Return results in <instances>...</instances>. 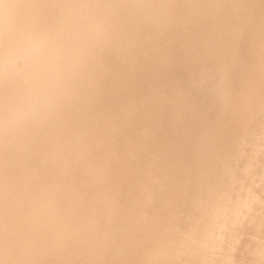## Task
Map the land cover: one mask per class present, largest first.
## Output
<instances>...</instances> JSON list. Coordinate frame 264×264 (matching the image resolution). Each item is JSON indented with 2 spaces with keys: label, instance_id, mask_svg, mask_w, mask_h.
Masks as SVG:
<instances>
[{
  "label": "rangeland",
  "instance_id": "obj_1",
  "mask_svg": "<svg viewBox=\"0 0 264 264\" xmlns=\"http://www.w3.org/2000/svg\"><path fill=\"white\" fill-rule=\"evenodd\" d=\"M9 1V0H8ZM8 1H4V4L7 2L8 3ZM11 2H9V4H10V6L9 5H7L6 4V6L4 5V4H2V5H0V20H2L1 22H0V24L2 25V26H4V27H2V29H0V53L1 52H3L4 50L3 49H5V50H7L8 51V53H9V47H8V31H9V25H10V23H11V21H12V19L14 18L15 19V21H16V23H18L17 25H18V31H21V32H23L24 30H25V28H27L31 23H33V22H35V21H41V22H43V23H45V24H48L49 25V23H51L52 22V25H49L50 27L52 26L53 27V25L54 24H56L57 26L59 25V27L62 29L63 28V20L62 19H64V21H66L65 20V18L66 19H68L69 17H70V15H68V16H66L65 17V15H67L68 13H71V17H73V18H76L77 16H79V15H74L75 13H72V12H77V13H82V12H80V11H83V10H81L80 8H81V6L83 7L82 9H84V6H86V4L88 3L87 2V0H79L78 2H75V1H73V0H62V2L65 4H62V2H61V0H55V2H45V7L47 8L48 6H51V10L49 9V8H47V10L48 11H52L51 12V15H47L48 14V11L44 8V2H41V1H43V0H41V1H37V3L36 2H33L32 0H30V2H28V3H26V4H24V2H27V0L25 1V0H19V2L17 1L16 2V0H13V1H15V3L13 4V2H12V0H10ZM29 1V0H28ZM54 1V0H53ZM67 1V2H66ZM77 1V0H76ZM82 3H81V2ZM89 1V0H88ZM93 1V0H92ZM92 1H89V2H92ZM102 1V0H101ZM105 0H103L102 2H104ZM118 1V0H117ZM123 1V0H122ZM183 1H185V0H183ZM21 2V4L23 5H21V4H19ZM23 2V3H22ZM38 2H40V5H38L39 3ZM85 4H84V3ZM126 2V1H125ZM12 3V4H11ZM17 3V4H16ZM32 3V4H31ZM36 3V5H34V4ZM43 3V4H42ZM51 3V4H50ZM59 3V4H58ZM72 3H79V6H78V4H75V6L73 7V6H71L70 7V4L71 5H74V4H72ZM81 3V4H80ZM28 4H31V6L30 5H28ZM50 4V5H49ZM61 4V5H60ZM83 4H84V6H83ZM17 5V6H16ZM26 5H28V6H26ZM41 5L43 6V7H41ZM53 5L55 6V7H53ZM88 5H89V3H88ZM197 5V4H196ZM195 5V6H196ZM3 6V7H2ZM15 6V7H14ZM21 6V7H20ZM24 6H25V9H24ZM34 6V7H33ZM37 8H36V7ZM38 6H40V7H38ZM57 6V7H56ZM60 6V9L58 8ZM62 6V7H61ZM90 6V5H89ZM88 6V7H89ZM26 7L28 8V9H30V11L32 10V12H30L29 13V10L28 9H26ZM29 7H31V8H29ZM73 7V8H72ZM79 7V10L77 9V11H76V8H78ZM91 7V6H90ZM90 7H89V9H90ZM19 8V9H18ZM24 9V11L25 10H28V11H26V12H24V11H21V10H23ZM33 8H35V9H33ZM42 8L43 9H45V11H47V12H45L44 10H42ZM57 10H56V9ZM67 8V9H66ZM71 8H72V12H69V11H71ZM52 9H54V10H52ZM89 9H84L85 11H83V12H85V13H87L88 11H89ZM63 10V11H62ZM88 10V11H87ZM16 11V12H15ZM58 11V12H57ZM60 11H62V12H60ZM79 11V12H78ZM91 11V10H90ZM99 11H100V13H101V8L99 9ZM98 11V12H99ZM24 12L25 14H22V13ZM46 14H45V13ZM60 12V13H59ZM12 13V14H11ZM17 13V14H16ZM27 13V14H26ZM54 13V14H53ZM76 13V14H77ZM100 13H98V14H100ZM107 13V12H106ZM119 14H117V16H118V20H119V18H120V16H122V17H124V18H126L127 19V14L123 11V13L120 11V12H118ZM7 14V15H6ZM20 14H21V16H20ZM37 14V15H36ZM44 14V15H43ZM49 14H50V12H49ZM52 14H53V17H52ZM56 14H57V16H58V14H59V18L56 16ZM65 14V15H64ZM73 14V15H72ZM88 14H89V12H88ZM105 14V13H104ZM104 14H100L101 16L102 15H104ZM122 14V15H121ZM32 15V16H31ZM60 15H61V17H60ZM81 16L79 17V18H81V17H83V15H84V18H82V19H86V22L87 21H91V23L93 24V26L94 27H96L97 29H96V32L98 33H94V31H95V28L92 26V24H90L89 22V25H88V23H87V31L86 32H89L88 34H87V41H88V48L90 47V49H88L87 48V53H89V55H92V56H88V55H85L86 57L88 56V60L87 59H85V58H83V60L81 61V67H80V63L79 64H75V65H73L72 63H69L68 65H67V69L66 70H64V72H62L63 73V75H64V80L65 81H63L61 78L63 77V75H61L60 74V76H59V81L54 85V94L55 93H57V92H61V95L62 96H64L62 93H70V95H72L73 97H74V99L75 98H77V100H76V102L79 100V101H81V102H78V103H83V101H84V103L82 104V105H85V106H90L92 109H94V111L98 114H103V113H105L106 112V107H105V99L107 100V98H112V100H114V108H113V111L111 112V113H109V119H107V121L109 122L110 121V123H106V129H107V127H108V131H109V134H108V136H111L110 138H108L107 137V132L102 128V126H101V124L99 123V121L95 118V116L93 117V116H90V115H88V114H86V113H81V114H74L73 112H71V111H65V110H61L60 109V107L58 106V105H60L61 106V103H62V101H63V99H65V100H67V99H69V98H72L73 99V97H69L68 98V96H70V95H68V94H66L67 95V97L66 96H64V97H66V98H63V97H58L60 94H58V96L56 95L55 96V102H56V105H55V102L49 107V108H47V110L49 111V113H48V111H44V112H46V116L49 118L50 117V119H52L53 117L52 116H54V117H58V116H55L56 114L57 115H59L60 114V112L59 111H62V112H64V113H62V116L61 117H63L65 120H64V122L61 120L59 123H58V121H56L55 122V124H53V125H47V126H40L41 124H39L38 123V120L35 118H32L31 120H28V121H22V118L23 117H21V116H11L10 114H9V106H8V102H9V99L12 97V96H18V95H20V94H22L23 92H24V90H26L29 86H30V83H31V81L32 80H30L29 81V83H27L28 81H26V79H27V77H28V74H30L31 76H32V74H33V70H32V67H31V64H30V61L27 59V58H22V59H16L15 57V59L13 58V59H11V58H9L8 56L9 55H6L7 57H6V59L4 58V56L3 57H0V60L2 59V61H0V66L3 64V66H1V73H0V85H2V87L0 86V135H1V137H0V147L2 146V149L0 148V152L3 150L4 152H2V154H0V158L2 159V157H3V155L4 154H6V153H10V152H12V153H10L11 155H9V154H6V156L4 155V157H3V159L2 160H0V264H30V262H31V264H60V263H62V264H66V261H67V264H75L76 262V264H152L151 262H153V264H176L177 262H178V259L179 258H182V257H184V259L182 258L181 259V263L187 258V257H189L190 258V260L187 258L186 260H185V262H187V260H188V263L189 262H191V263H193L194 261V263L193 264H196V262L197 261H200L199 263L201 264V260L199 259V260H195L194 258H191L190 257V254H191V252H190V254H186V253H184V251H186V252H188L189 253V251H192L191 250V245H194L193 246V250H194V247L195 246H199L200 244L201 245H204V244H207L208 242H209V240L208 239H210L209 238V234H210V232L212 231V233L214 232V233H217L218 231H219V227H221L222 225V221L224 220L223 218V220H219V219H217V218H215L214 219V215H215V213H216V211H221L222 212V214L224 215V216H226L227 217V219H228V215L230 216V209L232 210V206H234V202H235V200H234V196H238V193L239 192H243V181H244V178H245V176L247 175V174H250V172H252L250 169H252V168H255V170L253 171V172H255L256 171V174L254 175V176H251L250 178L251 179H253V177L254 178H261V182L264 184V156L261 158L260 157V159H259V162L257 161V159H252L251 157H249L247 154H249V153H247L248 152V150H249V152L251 153V150L257 145L256 143H255V141H257V143H259L261 140H259V139H261L260 137H258V135L259 136H262V134L264 133H262V131H264V130H262V128L264 129V127H262V126H264V117L262 118V115L264 116V109L262 108V107H264V95H263V91L262 90H264V89H262L261 90V93H262V95H263V97H262V95H261V97L263 98H261L259 95L261 94H258V96H255V93L254 92H256V95H257V93L258 92H260L259 90H260V87H261V85H262V87L264 88V80H263V78L264 77H261V76H263L264 74V64H263V59H264V57H262V56H264V50H262V47H260V46H258V45H263V44H261V41H262V39H263V43H264V38L262 37V32L264 31V28L262 27L263 25H264V21H262V24L260 23H258V25H259V28H257V30L259 31V29L261 30V28H262V30H261V32L259 31H255V33L256 34H254V36L255 35H261V36H258L259 38L257 39V37H256V40L258 41V42H260L259 44H257V43H253V42H257V41H255V37H250L251 39L253 38L254 39V41L251 43V39H249L250 40V42H249V44L251 43L252 44V49L254 48V49H256V50H253V51H251V47H250V45H249V48H248V45H247V49H250V51H248V53H247V56H249V57H251L252 56V54L254 53V52H256V53H254V55L251 57V59L252 58H254L253 59V63H252V61L251 62H249L248 61V59H247V57H246V53L242 56L241 55V59H239L238 60V58L237 57H240V56H236V57H234L235 58V60L234 61H232L233 63H229V64H231L236 70V72L233 74L232 72H233V67H231V65L230 66H222V67H225V68H222L223 70H220L221 69V67H220V69H215V71H221V72H215V74L217 75V78H216V75L215 74H213L212 73V75H211V73H210V70L213 68V65H211V64H213V62L212 61H210L209 60V62H208V64H209V66H206V67H210L209 68V70H208V68L207 69H205V67H203V65L205 66V64L207 65V61L205 62V64L203 63V65H201L200 67L199 66H197V67H199L198 68V70L199 69H201V71H199V72H201V74H203L202 75V77L204 76V73H206L207 71H208V73H206V77L205 78H202L203 80H201V79H198V81H197V84L195 85V86H197V85H201V86H197L196 88H197V90L194 88L192 91L193 92H197L198 93V95H197V93H196V95L198 96V99H196L197 98V96L195 95V96H193L194 95V93H193V95H192V93H191V96H190V99L192 100L191 102L193 103H195V101L196 100H198L197 102H198V104H197V102H196V104H197V107L199 106V102L201 101V105H202V103H204V104H206L207 102H208V105H210L211 104V102H209V100H212V99H208L209 97L210 98H212V97H214L213 98V100H215L216 99V101H214V102H212V103H214L213 104V107H215V108H217V109H215L214 108V110H212L213 109V107H211V106H209V109L212 111H210V110H208L207 108H208V105L206 104V105H204V107L202 106L201 108H205V106L207 107L206 109H204L206 112L205 113H207L206 115V118H205V115L204 116H202V112L200 113V111H203V109L201 110V108L199 109V111H197L196 113L197 114H199L200 113V115H201V117L199 116V115H197L196 113V115H194L193 114V112L195 111V109H192V108H190V109H192L193 111L191 112V110H189V108L188 107H186L185 105H186V101L188 100L187 98L186 99H180V100H182V101H178V105H180V109H182V110H185V108L187 109V113H192L194 116L193 117H196V116H199L200 117V119H201V123H203L202 121L204 120V121H206V120H213L214 118H215V120L216 121H211L212 123L214 122L216 125L217 124H219L220 126H221V124L222 123H217V122H221L222 120L225 122L226 120H227V118H229V120H230V118H232V119H234V122L235 123H239L238 121H239V119L240 120H242L241 122H244V123H248V122H250L251 124H252V122L253 121H255V123L253 122V128L251 127V125L249 124V126L247 127L249 130H246V128H245V124H243V123H239L238 125H234L233 123L234 122H232L231 123V121L232 120H230V122L229 123H231V125L233 124L235 127H240L239 125H245V126H242V128L244 129L245 128V130L246 131H248L247 133H246V131H244L243 129H241V131H240V129L239 128H233V125L231 126L232 128H233V130L234 131H236L237 130V132L239 131L240 132V134L244 131L245 133H242V134H246V136L245 137H243L244 135H238V133H236L235 132V134L236 135H238V136H235V134H234V131L232 130V131H230L231 130V127H230V124H229V130L227 129V123L225 122H223V125L221 126V128H219V125H217V127H214L215 125L213 124V127H211L212 125V123H210V121L208 122V121H206V122H204V124L203 125H205V126H207L209 123V125L205 128V126L203 127V126H201L202 124L200 123L199 124V126H198V123L200 122L199 120H197V117H196V120H197V122L191 117L192 116V114H188V115H191V116H187V114L185 113V111H182V114H184V115H181V118H182V120H183V123H181L182 122V120H181V118H179L178 117V119H180V125L181 124H183V126H182V128H184L185 129V125H187L186 126V131H187V129H189V131L191 132V134H190V136H189V134L188 133H190V132H185L186 133V135H188V137H187V140L189 139V141H190V138L189 137H191V135H192V133L194 134L195 132H196V129L200 132H196L193 136H194V139L192 140V142L189 144L188 142H187V140H184V139H186V137H184V135H181V136H179V137H181V139L184 137V139H182L181 141H182V145H181V143H180V140H179V142H178V139H180V138H177V136L179 135V134H176V133H178L179 131H176V133L173 131V130H175L176 128H173V126L171 127L170 126V123H172L171 122V117L172 116H175V109H174V107H169L170 109H171V111L169 110V108H168V106H167V108L166 109H168V110H163V112H162V114L160 115V117H158V118H162V116L163 115H165V116H163V121L165 120V119H170V122L168 121V120H165V121H167L166 123H168V124H165V123H163L162 121H160V120H156V119H158L157 117H151L150 115H148L147 114V112H146V114L144 113V114H141V112H139L138 113V110H139V106L137 107V105L135 106V104L134 103H131L132 102V100L130 99V98H115V94H116V89L117 88H121V85L120 84H124V81L126 82L127 81V78L126 77H124L126 80H121V82H119L117 79H118V74L116 73V70L115 69H113V72H115V75H117L116 76V80L113 78V72L111 71L112 70V68H109V66H110V64H108L109 66H108V68L107 69H109V70H106L107 72L108 71H111V72H109V76H110V79H112L110 82H112V83H110L108 80H110V79H107V81H105V82H103V83H101V81L103 80L104 81V79L102 78V80H101V77L99 76V77H97L99 74H98V69H100V67H104V66H106V65H103V64H105L104 63V61H103V63H102V61L101 60H98L97 62H96V60L97 59H95L94 60V57H95V54L94 53H92V49H93V52H95L97 49H99V47L101 48V37H100V35H103V38L106 36L105 34H106V32H107V30L106 31H103L104 29V27H101L102 25L98 22L100 19H102L101 18V16H96V15H92L93 16V22H92V20H91V18L90 17H92V16H88L87 14H84V13H82V14H80ZM90 15V14H89ZM120 15V16H119ZM125 15H126V17H125ZM131 15H133V13L131 14ZM18 16V17H17ZM45 18H44V17ZM51 16V17H50ZM56 16V17H55ZM63 16V17H62ZM86 16L87 17H89V18H86ZM94 16H96L95 18L96 19H98L99 18V20H96L97 22H98V24H96V21H95V19H94ZM8 17V18H7ZM10 17V18H9ZM42 17V18H41ZM47 17V18H46ZM48 17L50 18V19H54V18H56V19H54L53 21H51L50 19H48ZM121 17V19L120 20H124V18H122ZM258 17H260L261 19H264V18H262L263 16H257L256 15V19L257 20H259V18ZM60 18H62V19H60ZM237 16H236V19L234 20V27L235 26H237L236 27V29H235V31H234V33L235 34H240L242 31H243V26H240V25H238V23L236 22L237 21ZM5 19H7V20H5ZM44 19L45 20H47V22H44ZM61 20V21H57V20ZM89 19V20H88ZM18 20V21H17ZM48 20L49 21H51V22H48ZM105 21V20H107V17L104 19V17H103V19L101 20V21ZM108 20H109V17H108ZM259 21H261V20H259ZM6 22V23H5ZM61 22V23H60ZM3 23H5V24H3ZM24 24H25V26H24ZM98 25V26H95V25ZM101 26H100V25ZM55 25V26H56ZM192 23H189L188 25H187V27H188V29H189V31L190 32H192L193 31V28H192ZM262 25V26H261ZM54 26V27H55ZM55 27V29H56V32L54 33V27L52 28L53 30H51V33L53 34V35H55L56 33H57V31H58V29H59V33H60V28L59 27ZM90 26V27H89ZM0 27V28H1ZM89 27V28H88ZM91 27H93V28H91ZM99 27H101L102 29H99ZM261 27V28H260ZM58 28V29H57ZM91 28V29H90ZM93 29V30H92ZM252 29V28H251ZM251 29H249V30H251ZM88 30H92V31H88ZM100 30H101V32H100ZM246 30L248 31V29L246 28ZM93 33V34H91V33ZM105 32V33H104ZM104 33V34H103ZM247 33V32H246ZM259 33H261V34H259ZM90 34H91V37H90ZM99 35L98 37L96 36V35ZM69 35H71V34H69ZM68 34L67 35H64V37H63V35L61 36V38L62 39H65V40H68V41H70V39L71 38H73L72 36H69ZM92 35L94 36V37H97V38H93L94 39V43L93 42H91L93 39H92ZM65 36H67V38H65ZM263 36H264V32H263ZM69 37V38H68ZM90 37V38H89ZM102 38V39H103ZM97 39H100L99 40V43L100 44H98V41H97ZM252 39V40H253ZM3 41V42H2ZM7 41V42H6ZM96 41H97V43H96ZM167 41H168V46H172V47H174V45L173 44H169L172 40L171 39H167ZM170 41V42H169ZM93 43V44H90V43ZM97 44V49L96 50H94L96 47H94L93 45L94 44ZM6 44V45H5ZM256 46H254V45ZM257 44V45H256ZM98 45H100V46H98ZM165 45H167V44H165ZM93 46V47H92ZM254 46V47H253ZM7 47H8V49H7ZM260 47V48H259ZM259 49L260 50H262L263 51V53H262V51H259ZM263 49H264V46H263ZM88 50H89V52H88ZM91 50V51H90ZM173 50L176 52V50H175V48H173ZM172 50V51H173ZM237 50V51H236ZM235 51L237 52V53H235V51H234V53L236 54V55H240V53H238V51H239V47L236 49ZM241 50V49H240ZM259 52H258V51ZM97 51H99V50H97ZM172 51L170 52L171 54H169V55H172ZM174 51H173V53H174ZM241 52H242V50H241ZM250 52L252 53L251 55H249L250 54ZM92 53V54H91ZM177 53V52H176ZM176 53H174L173 55L175 56V59H178L179 57H177L178 55H175ZM258 53H260L261 54V56L260 57H262V59L259 57V55L260 54H258ZM242 54V53H241ZM173 55L170 57V59H173L174 57H173ZM255 55H258L257 56V58L259 59V61H258V59L256 58V56ZM92 58L93 57V60L92 59H90V58ZM177 57V58H176ZM242 57H243V59H242ZM246 57V58H245ZM248 57V58H249ZM8 58H9V60H8ZM126 58V61H128L127 59V57H125ZM125 58L123 59L122 58V60H125ZM236 58H237V60H236ZM233 59V58H232ZM231 59V60H232ZM250 58H249V60H251ZM90 60V61H89ZM240 60H241V63H240ZM262 60V61H261ZM10 62V63H6V62ZM84 61V62H83ZM89 61V62H88ZM93 61V62H92ZM101 61V62H100ZM237 61V62H236ZM83 62V63H82ZM85 62H87V66H85L86 65V63ZM123 62V61H122ZM238 62L240 63V64H238ZM245 62H247V64L245 63ZM257 62L258 63H262L263 65H259V64H257ZM95 63V64H94ZM99 64V65H97L99 68L97 69V66H95L96 67V70L98 71V72H94L95 70H93V72H92V70L90 69V68H95L94 67V65H96V64ZM102 63V64H101ZM110 63V62H109ZM112 63V62H111ZM239 65H237V64ZM234 64H236V65H234ZM6 65H7V67H6ZM84 65V66H83ZM89 65V66H88ZM212 67H211V66ZM253 65H257V68L254 66V68H253ZM261 67V69L259 68V66ZM236 66V67H235ZM239 67V69H238V67ZM250 66L252 67V68H250ZM111 67H112V65H111ZM87 69V70H90V71H87V70H84V69ZM113 68H114V66H113ZM116 68V67H115ZM119 68V67H118ZM205 69V70H203V69ZM228 69L227 70V72L230 70H232L231 71V73L234 75V77H236V79H234V77H233V80H232V77H231V73H227L226 74V70L224 71V69ZM231 68V69H230ZM256 68V70H253V69H255ZM9 69H10V72H9ZM117 69V68H116ZM259 69V71H260V73L261 74H263V75H260V73H259V71L257 72V70ZM75 70V71H74ZM115 70V71H114ZM119 71H120V68L118 69ZM117 70V71H118ZM212 70H214V68L212 69ZM238 70V71H237ZM249 70L251 71V72H249ZM252 70L254 71V73L252 72ZM7 71H8V73H7ZM73 71V72H72ZM78 71V72H77ZM118 71V73H121L122 74V76H125V75H123V71L121 70V72H119ZM225 73H224V72ZM2 72H3V74H2ZM32 72V73H31ZM71 72V73H70ZM87 72V75L85 74ZM89 72H91V73H89ZM107 72H105V74L107 73ZM203 72V73H202ZM213 72V71H212ZM223 72V73H222ZM256 72V73H255ZM75 73V74H74ZM95 74L94 75V77L91 75V76H89L90 74ZM112 73V74H111ZM210 73V74H209ZM219 73H221V76L222 77H220V74ZM237 73V74H236ZM250 73V74H249ZM257 73H259V74H257ZM19 74H20V76H19ZM73 74H74V76H73ZM108 74V73H107ZM107 74L105 75L106 77H107ZM111 74V75H110ZM121 74L119 75V76H121ZM125 74V73H124ZM200 74V75H201ZM207 74H209L210 75V78L212 77V76H214L215 75V79H217L218 81H220L219 79L221 78V80L224 82V83H221V82H217V80L216 81H213L214 79H213V77H212V79L209 81V79H208V75ZM70 76V77H68V79H69V81H68V79H66L67 78V76ZM79 75V76H78ZM81 75V76H80ZM114 75V76H115ZM219 75V76H218ZM230 75V76H229ZM251 75V76H250ZM253 75V76H252ZM255 75V76H254ZM260 75V76H259ZM11 76V77H10ZM66 76V77H65ZM82 76H83V78H85V80H87V82H85L83 79H82ZM90 78H89V77ZM112 76V77H111ZM227 76V77H226ZM247 76H250V77H254V78H257V79H255V81H254V78H253V82L251 81L252 79L251 78H248ZM257 76V77H256ZM3 77H5V78H3ZM72 77L75 79L74 81H77V82H79V83H75V82H73V83H71L72 82ZM76 77V78H75ZM97 77V78H96ZM220 77V78H219ZM229 77L231 78L230 80H228L229 79ZM245 77H247L246 79H248V82H250L251 81V83H250V85L253 83L254 85H256V83H257V85L255 86V87H257L259 84L258 83H261V85H259V89L257 90L255 87H254V85L252 86V87H254V89H256V91L254 90H250L251 89V87L249 88L248 87V89H246V90H244L245 88H247V86H243L244 84H249L248 82L247 83H245L247 80L245 79ZM28 78H31L32 79V77H28ZM78 78V79H77ZM95 78V79H94ZM100 79V80H97V79ZM199 78H201V76L199 77ZM223 78V79H222ZM224 78H225V81L226 80H228L227 82H226V84H225V81H224ZM262 79V81L260 80V79ZM72 79V80H71ZM89 79H92V80H89ZM207 81V82H210V84L212 83V82H214V83H212L211 84V86L213 85V84H217L218 83V85L221 83V89H222V93L224 92V91H226V90H228V91H226V92H229V94L227 95V98H226V94L227 93H225L224 92V94H220V93H218L219 95H216L217 93H216V91L215 92H212V90H213V86H215V85H213L211 88V91H210V84H208L205 80ZM244 79V80H243ZM10 80H14L13 82L12 81H10ZM28 80V79H27ZM61 80V81H60ZM84 82H82V81ZM113 80L114 81H116L115 82V84L116 85H114L113 83ZM120 80V79H119ZM199 80L201 81V82H199ZM10 81V83H8ZM25 81H26V83H25ZM67 81V82H66ZM89 81V82H88ZM94 81H96V82H94ZM98 81V82H97ZM100 81V82H99ZM118 81V82H117ZM122 81H123V83H122ZM175 81L178 83V80L175 78ZM182 81V80H181ZM205 81V82H204ZM243 81V82H242ZM245 81V82H244ZM260 81V82H259ZM2 82H4V83H2ZM60 82H64V83H60ZM65 82L68 84H66L65 85ZM107 82H109V85L107 84ZM180 82V81H179ZM199 82V83H198ZM216 82V83H215ZM256 82V83H255ZM24 83V84H23ZM70 83H71V85H70ZM82 83V84H81ZM89 83H92V85H90ZM95 83V84H94ZM101 83V84H100ZM106 83V84H105ZM181 83V82H180ZM204 83V84H203ZM6 84H8L6 87H4ZM58 84V85H57ZM62 84V85H61ZM75 84V85H74ZM105 86V85H108V86H110V87H103V85ZM126 84H129V82L127 81L123 86H125ZM155 84V83H154ZM154 84H153V86H154ZM205 84H206V86H207V88L205 87ZM226 86H225V85ZM10 85V86H9ZM59 85H61V87L59 86ZM64 85V86H63ZM72 85H73V87H72ZM114 85V86H113ZM130 85V84H129ZM208 85H209V87H208ZM225 86L224 88H223V86ZM230 85V89L231 90H233V91H231L230 92V90L229 89H227L228 88V86ZM249 85V86H250ZM14 86V87H13ZM16 86V87H15ZM56 86V87H55ZM58 86H59V88H58ZM67 90L69 87V89H68V91L69 90H73L74 89V87H76L75 89H78L79 91H78V93H74V92H77V91H75V89L73 90V91H71V92H68V91H65L64 92V89H63V87ZM79 86V87H78ZM116 86H118V87H116ZM122 86V87H123ZM153 86L151 87V89H153ZM242 86V87H241ZM11 87H13V88H11ZM68 87V88H67ZM93 87V88H92ZM115 88V90H113L114 88ZM203 88V89H207V91L209 92L210 91V94L212 93L213 95H215V96H209V97H207V95L209 94L208 92H206V93H208V94H206V96H204L203 97V99H204V101H205V97H207V102H203V100H202V97H199V92H198V90H202L201 88ZM219 87H220V85H219ZM227 87V88H226ZM261 87V88H262ZM6 88V89H5ZM10 88V89H9ZM21 88V89H20ZM26 88V89H25ZM56 88H58V90H61V89H63V90H61V91H58L57 90V92L55 91V89ZM73 88V89H72ZM107 88H109L108 89V91H106V89ZM110 88H111V90H113V91H115V92H113V91H111L110 90ZM119 88V89H120ZM124 88V87H123ZM125 88H126V86H125ZM131 88V87H130ZM160 87L158 86V89L156 88V86H154V89L155 90H157L156 92L158 93L159 91H160V89H162L163 91H167V88L165 89V88H160ZM244 88V89H243ZM5 89V90H4ZM87 89V90H86ZM105 89V90H104ZM132 89V88H131ZM154 89L152 90L153 92H154ZM165 89V90H164ZM220 89V90H221ZM223 89H225L224 91H223ZM240 89H243L245 92H248L247 94L248 95H250V97L248 98L246 95V97L248 98V99H246V98H244V100H243V94L245 93L243 90H241V92H239L240 91ZM9 90V91H8ZM92 90V91H91ZM95 90V91H94ZM150 90V89H149ZM237 90H239V91H237ZM249 90V91H248ZM83 91V92H82ZM4 92V93H3ZM6 92V93H5ZM13 92L15 93V94H13ZM80 92V93H79ZM119 92V91H118ZM155 92V93H156ZM218 92H220V91H218ZM234 93V95H233V93ZM237 92V95H240L241 93V95H242V100L243 101H239V103L241 104V105H243V107L242 106H238V104L236 105V107H235V104L233 103V101L236 99V101H238V99H241V98H234L233 96H236L235 95V93ZM238 92H239V94H238ZM252 92V93H251ZM74 93V94H73ZM103 93V94H102ZM214 93H216V94H214ZM253 94V95H251V94ZM76 94V95H75ZM98 94V95H97ZM102 94V95H101ZM109 94H110V96H109ZM230 94H232V96H231V98L229 97V95ZM9 95H10V97H9ZM60 95V96H61ZM134 95V94H133ZM221 95H224L223 97L221 96ZM81 96V97H80ZM86 96V97H85ZM193 96V98L195 97V100H193V98H191ZM217 96V98H215ZM244 96V97H245ZM251 96H254L255 98H257L258 100H254L255 101V103H253L254 105V108H255V105H256V102L257 101H259L260 103H261V106H260V104L258 103V105L260 106V108L258 107V105H256V107L257 108H253V111L251 110V108L253 107L252 106V104H249L250 103V100H252L253 101V99H254V97H251ZM4 99H3V98ZM7 97V98H6ZM104 97V98H103ZM219 97H220V99H219ZM229 97V98H228ZM79 98V99H78ZM87 98V99H86ZM225 98V99H224ZM102 99H104V100H102ZM115 99H117V100H115ZM129 100V102L128 101H125V100ZM222 99V100H221ZM223 99L225 100V102H224V105H223V107H222V104L223 103H221V105H219L220 103H218V102H223ZM227 99H229V102H228V100ZM230 99L232 100V102H230ZM96 100V101H95ZM99 100V101H98ZM122 100V101H121ZM185 100V102H184V104L185 105H183L182 106V103H183V101ZM200 100V101H199ZM212 100V101H213ZM218 100V101H217ZM3 101V102H2ZM60 101V102H59ZM85 101H87V102H85ZM131 101V102H130ZM227 101V102H226ZM246 101H248V102H246ZM57 102H58V105H57ZM101 102V103H100ZM121 102H123V104L121 103ZM180 102H181V104H180ZM215 102H216V104H215ZM244 102V103H243ZM245 102H246V104L248 103L249 104V106H250V109H249V112L248 111H246V112H248V114H246V112H245V109L247 108L246 106H248V105H246L245 104ZM3 103H4V105H3ZM87 103V104H86ZM98 103V104H97ZM103 103V104H102ZM116 103V104H115ZM129 103L132 105H129ZM217 103H218V106L216 107L215 105H217ZM227 103H233V104H231L230 105V107L231 106H234L235 107V109H234V107H231V108H233V109H231L228 105L229 104H227ZM91 104V105H90ZM121 105L122 104V107L121 106H117V105ZM195 104V105H196ZM239 104V105H240ZM263 104V105H262ZM104 105V106H103ZM126 105V106H125ZM212 105V104H211ZM246 105V106H245ZM5 106V107H4ZM130 106V107H129ZM184 107V108H182V107ZM221 106V107H220ZM226 106H228V108H230L231 109V112H233L234 113V111L236 110V108L237 107H239L238 109L240 110V108L243 110V108H244V106H245V108H244V113L243 112H240V113H242V115L238 112V111H235V113H234V115L235 116H239V117H244V118H239L238 116H237V119L235 120V117L233 118L232 116H234L233 114H232V116H230L231 115V112L227 109V107ZM102 107H103V110H102ZM125 107H127V108H125ZM129 107V108H128ZM197 107H196V109H197ZM54 108H56V109H54ZM119 108V109H118ZM249 108V107H248ZM248 108L246 109V110H248ZM134 109V111L136 110V109H138V110H136L135 112L134 111H132ZM218 109L220 110L221 109V111H222V109L224 110L222 113L220 112V111H218ZM227 110V113L228 112H230V114L228 113V116H227V114L225 113L226 112V110ZM237 109V110H238ZM99 110V111H98ZM117 112H116V111ZM188 110H189V112H188ZM216 110V112H219L220 113V115H223L224 117L226 116V118H223V116H222V118H221V116L219 115V117H216L217 116V114H216V112H213V111H215ZM257 110V111H256ZM52 111V112H51ZM55 111V112H54ZM115 111V112H114ZM123 111H124V113H123ZM139 111H142L141 109L139 110ZM241 111V110H240ZM254 113V115H253V113ZM255 111L256 112H260V113H258V114H261V112L263 113L262 115H257V113L255 114ZM54 112V113H53ZM58 112H59V114H58ZM103 112V113H102ZM134 112V113H133ZM143 112V111H142ZM165 112V113H164ZM169 114H168V113ZM173 112H174V114H173ZM184 112V113H183ZM210 113V115H209V113ZM116 113V114H115ZM130 113L132 114H135V115H137V116H140V118L139 117H137V120H136V118H135V115H133L134 116V121L136 122V124H135V126L134 125H129L128 127H130V128H126V129H128V130H126L125 129V127H124V124H121V122H123L125 119V117L127 118V115H129L130 116ZM137 113V114H136ZM172 113V115L170 116V114ZM204 112H203V114H205ZM213 113V114H212ZM236 113H237V115H236ZM52 116H51V115ZM112 114V115H111ZM119 116H118V115ZM124 114V115H123ZM166 114L167 115H169L170 116V118H169V116H166ZM212 114V115H211ZM214 114H216L215 115V117L213 116ZM225 114V115H224ZM110 115H111V117L113 116L114 118H112V119H110L111 117H110ZM149 117V118H147V116ZM208 115H209V118H208ZM128 116V117H129ZM133 116H132V118H133ZM147 118H145V117ZM177 116V115H176ZM211 116V117H210ZM251 118H250V117ZM254 116H257V118H260V119H257L256 117H254ZM260 116V117H259ZM87 117V118H86ZM166 117V118H165ZM183 117H184V119H183ZM192 118L193 120V122H190L191 121V119H189V121L187 120V122L188 123H186L185 121H186V118ZM198 117V118H199ZM252 117H253V119H252ZM84 118H86V119H84ZM116 118V119H115ZM139 118V119H138ZM154 118H156V119H154ZM203 118H205V119H203ZM213 118V119H212ZM222 120H221V119ZM246 118V120H247V118H250V120H248V121H244V119ZM115 119V120H114ZM124 119V120H123ZM145 119V120H144ZM251 119H252V122H251ZM255 119V120H254ZM258 121H257V120ZM34 120V121H33ZM111 120H113L114 122L112 123V121ZM140 121V124L142 125H140V124H138V122ZM150 120V121H149ZM153 121V125L151 124V122ZM154 120L155 121H158V122H154ZM220 120V121H219ZM238 120V121H237ZM261 120H262V122H261ZM82 121H84V122H82ZM88 121V122H87ZM121 121V122H120ZM228 121V120H227ZM256 121H257V124H256ZM22 122V123H21ZM81 122V123H80ZM143 122H146V123H143ZM208 122V123H207ZM259 122V123H258ZM261 122V123H260ZM20 123H21V125H20ZM27 123V124H26ZM29 123V124H28ZM83 123V124H82ZM115 123H117V124H115ZM119 123V124H118ZM156 123H158V124H156ZM160 123H161V125H160ZM163 123V124H162ZM193 125H192V124ZM194 123H196V124H194ZM263 123V124H262ZM10 124V125H9ZM25 124V125H24ZM111 124V125H110ZM115 124V125H114ZM122 126H121V125ZM143 124H144V126L146 125L147 127H146V129H145V127H143ZM155 124H156V126H155ZM166 126H165V125ZM173 124V123H172ZM207 124V125H206ZM226 124V125H225ZM254 124H256L257 126H259V124H260V132H261V134H260V132H259V128H257V126L256 125H254ZM6 125V126H5ZM12 125V126H11ZM38 125V126H37ZM62 125V126H61ZM114 125V126H113ZM138 125H139V128H138ZM148 125H150V126H148ZM158 125V126H157ZM167 125H169V127H171V128H169ZM174 126L176 125V124H173ZM227 126L225 129H227L228 131H227V133L228 132H231L230 134L233 136V134H234V136H233V138L232 137H230L229 136V138H228V134L226 133V130H224V127L225 126ZM262 125V126H261ZM4 126H5V128H4ZM22 126V127H21ZM57 126V127H56ZM61 126V127H60ZM64 126V127H63ZM83 126V127H82ZM160 126V127H159ZM188 126H192V128H189ZM195 126L197 127V128H195ZM201 126V128H198V127H200ZM20 127V128H19ZM25 127H27V128H25ZM37 127H39V129L37 128ZM43 129H42V128ZM46 127H47V129H46ZM86 127V128H85ZM114 128V129H112V128ZM119 127H121V128H119ZM133 127H135V128H133ZM137 127V128H136ZM141 127V128H140ZM152 127V128H151ZM157 127H159V128H157ZM167 127H168V129H167ZM176 127H177V125H176ZM178 127H181V126H178ZM188 127V128H187ZM209 127H210V131H211V128H215V130L214 129H212V131L211 132H209ZM255 127L257 128V133H258V135H257V133H254V131H253V133H254V136H252V138L254 137V139H253V141L255 140V139H257V140H255L254 142H253V144H251V142H252V139H251V135L250 134H253L252 133V131H250L251 129L252 130H255ZM18 128V129H17ZM67 128V130H65ZM79 128L81 129V130H79ZM133 128V129H132ZM241 128V127H240ZM29 129V130H28ZM110 129H112V133H111V130ZM116 129V130H115ZM119 129H121V130H119ZM129 129H130V131H129ZM136 131H135V130ZM151 129H153V131H151ZM159 129L161 130V132L159 131ZM169 130V131H167V130ZM170 129L173 131V133L174 134H171V132H170ZM178 129V128H177ZM176 129V130H177ZM181 128H179L178 130H180ZM193 130V131H191V130ZM195 129V130H194ZM200 129H203L204 130V132L202 133V131L200 130ZM217 129H223L225 132H223L222 130L221 131H216ZM20 130V131H19ZM22 130V131H21ZM47 130V131H46ZM57 130V131H56ZM78 130H79V132H78ZM117 130L118 131H120V132H118L119 134L118 135H115L114 136V134H117L116 132H117ZM147 130H148V135H146V132H147ZM158 130V131H157ZM206 130H208V131H206ZM19 131V132H18ZM25 131H27V132H25ZM30 131V132H29ZM42 131V132H41ZM46 131V132H45ZM64 131H65V135H64ZM69 131V132H68ZM87 131H88V133H87ZM131 131H133L132 133H131ZM139 131H141L140 133H139ZM164 131V132H163ZM249 131L251 132L250 134H249ZM21 132V133H20ZM39 132V133H38ZM58 132H61V134L60 133H58ZM67 132H68V134H67ZM72 132L74 133V136L72 135ZM90 132H91V135H90ZM122 132V133H121ZM128 132V133H127ZM135 132H137V133H135ZM151 132V133H150ZM152 132H153V134H152ZM167 132H170V134H171V136L170 137H172V138H170V137H168L167 138V136L168 135H170L169 133H167ZM209 132V133H208ZM218 132H222V135H224L223 133H226L225 135H226V140H223L224 138L223 137H225V135L222 137L221 136V134L220 133H218ZM255 132H256V130H255ZM30 133H32V134H30ZM35 133H37L36 135H35ZM48 133V135H46ZM76 133H78V134H76ZM81 133V134H80ZM130 133V134H129ZM149 133L151 134V135H149ZM198 133V134H197ZM209 135L210 133V136H209V138H208V135ZM217 133V134H216ZM6 134V135H5ZM60 134V135H59ZM87 134V135H86ZM102 134V135H101ZM137 134V135H136ZM146 135V137H145V135ZM155 134V135H154ZM161 134H163V135H161ZM165 134H166V136H165ZM168 134V135H167ZM200 134V135H199ZM203 134V135H202ZM204 134L206 135V136H204ZM212 134H214V136L215 137H217L218 139H216L217 141H216V143H215V139H214V136H212ZM219 134H220V136H219ZM250 136H248V135ZM18 135V136H17ZM27 137H26V136ZM70 137H69V136ZM76 135V136H75ZM80 135V136H79ZM96 135V136H95ZM100 135V137H106L105 139L106 140H104V141H106L105 143H104V141H101V140H103V139H100V141H99V136ZM112 135H113V137H115L116 139H114V140H116V141H114L115 143H113V138H112ZM121 135V136H120ZM122 135L124 136H127L126 138L125 137H122ZM132 135H134V136H132ZM138 135H139V139L138 138H136V137H138ZM140 135H141V139H140ZM142 135H144V137L142 136ZM173 135V136H172ZM174 135H175V137H176V139H174V140H176V143L175 142H173L174 140H173V137H174ZM199 135V136H198ZM257 135V136H256ZM17 136V137H16ZM29 136H30V138L31 139H33V138H37L36 140H37V145L34 143V141L32 142V143H30V141H27V143H22L21 142V140H24L25 138H28L29 140H31L30 138H29ZM33 138H32V137ZM39 136V137H38ZM42 136V137H41ZM53 136V137H52ZM58 136V137H57ZM65 136H66V139H65ZM78 136V137H77ZM87 136V137H86ZM119 138H118V137ZM151 137V138H154V139H151L150 140V138L149 137ZM155 136V137H154ZM162 136V137H161ZM212 136V138H210ZM240 136V137H239ZM9 137H12V138H9ZM25 137V138H24ZM69 139H68V138ZM81 139H80V138ZM82 137H84V139L82 138ZM120 137H122L121 139H122V141H121V139H120ZM129 137V139L130 140H128L127 141V138ZM131 137V138H130ZM133 137V138H132ZM174 137V138H175ZM198 139H197V138ZM204 137V138H203ZM207 137V138H206ZM222 137V138H221ZM236 137H238V139L236 138ZM255 137H257V138H255ZM7 138V139H6ZM72 138V139H71ZM74 138V139H73ZM145 138H146V140H145ZM159 138V139H158ZM161 138H164L163 139V141L161 140ZM195 138H196V140H195ZM202 138H203V141H204V139H207V141L205 142H201V140H202ZM221 138V139H220ZM230 138H232V140L234 139L236 142H234V140H233V142H230V141H232V140H230V141H227L228 139H230ZM236 138V139H235ZM241 138V139H240ZM242 138H245L244 140L242 139ZM247 138H249V139H247ZM45 139V140H44ZM62 139V140H61ZM67 141V143L65 142V140ZM80 139V140H79ZM93 139V140H92ZM108 139H110V140H108ZM111 139H112V142H108V141H111ZM119 140V142L121 143H118L117 141ZM124 139H126L125 141H124ZM136 139H138V141L136 140ZM155 139H157V141H155ZM192 139V138H191ZM199 139H200V141H199ZM209 139V140H208ZM214 139V140H213ZM246 139H247V141H246ZM1 140H2V142L3 143H1ZM7 140V141H6ZM11 140V141H10ZM14 140V141H13ZM17 140V141H16ZM41 140V141H40ZM90 140V141H89ZM148 140H150V142L148 141ZM171 140H173V141H170ZM195 140V141H194ZM198 140V144H197V141ZM211 140V141H210ZM220 142H219V141ZM251 140V141H250ZM5 141V142H4ZM13 141V142H12ZM50 143H49V142ZM65 143H64V142ZM100 142V146H101V150H99L98 152L97 151H94L93 149H94V143L95 142ZM128 142V144H127V142ZM144 141V142H143ZM149 142L150 143V145H149V143H147V142ZM196 142V143H194V142ZM212 141H214V142H212ZM224 141H226L227 143H225ZM240 143H238V142ZM241 141L244 143V142H247L245 145L243 144V143H241ZM39 142V143H38ZM69 142H74V143H76V144H73L72 143V145H71V143L70 144H68ZM129 142H131V145L129 144ZM140 142V143H139ZM141 142L143 143V144H141ZM146 142V143H145ZM156 142H157V144H156ZM175 143V144H173V143ZM183 142L184 143H186V144H183ZM207 142H209L208 143V145L211 143H213L212 145H216L217 143V145H216V147H214V146H212V145H210V148H212L211 149V152H210V149H209V151L207 150L208 148L207 147H209V146H207L206 147V145H207ZM229 142V143H228ZM250 142V143H249ZM13 143H14V145H13ZM22 143V145L23 146H28V149L29 148H31L32 150H31V152H30V157H31V159H28L27 161V163H25L24 164V162H21V161H23L22 160V158H21V156L20 155H18L19 153H18V145L19 144H21ZM42 143V144H41ZM49 143V144H48ZM64 143V144H63ZM110 143L113 145L114 144V147H115V145L117 146V147H115L116 149H114V147H112L111 145H110ZM179 143V144H178ZM192 143H194V144H192ZM199 143H201V144H199ZM202 143H206L204 146L202 145ZM234 143V144H233ZM238 143V144H237ZM254 143H255V145H254ZM5 144V146H3ZM8 144L10 145V146H8ZM41 144V145H40ZM46 144V145H45ZM61 144V146H59ZM105 144H108V145H110V146H108V148H110L111 149V147H112V149L111 150H108L107 149V146H104ZM118 144H120V146L118 145ZM141 144V145H140ZM190 146H192V147H189V145ZM197 144V145H196ZM225 144H226V146H225ZM229 146H228V145ZM241 144L242 145H244V146H241ZM251 144V146L253 147V145H254V147L253 148H251V146H248V145H250ZM49 145V146H48ZM71 145V146H70ZM88 145V146H87ZM128 145H129V149H127L128 148ZM156 145V146H155ZM158 145V146H157ZM183 145H184V148L187 146V147H189L188 149H190V150H188L187 149V147L184 149L183 148ZM193 145H195V146H193ZM203 147H206V149H204V150H207V151H204V150H202V146ZM219 145V146H218ZM223 145V146H222ZM237 147H239L240 146V148H242L241 149V151H243V152H245L246 151V149H248L247 150V152L246 153H241V151H240V148H237ZM246 145H247V147H249V148H246L245 149V147H246ZM6 146H8V147H6ZM52 146V147H51ZM58 146L60 147L59 148V150L57 149L58 148ZM68 148V149H66V147ZM74 146H76V147H74ZM84 146V147H83ZM121 148V150L119 149V147ZM141 146V147H140ZM182 146V147H181ZM198 146V147H197ZM221 146V147H220ZM235 146V147H234ZM12 147H13V149L14 150H12L11 151V149H12ZM47 147V148H46ZM50 147V148H49ZM57 147V148H56ZM74 148V149H72V150H70V148ZM103 147H106L105 149H103ZM123 147V148H122ZM124 147H125V149H127V150H125L124 149ZM127 147V148H126ZM146 147H147V149H146ZM154 147V148H153ZM170 147V148H169ZM177 147V148H176ZM180 147V148H179ZM195 149H194V148ZM197 147V148H196ZM220 147V148H219ZM223 147H225L226 149H227V147H228V153H230L229 152V149L231 148V154H228L227 153V150L225 149L224 150V148ZM230 147V148H229ZM5 148H6V150L8 151H6L5 150ZM8 148V149H7ZM11 148V149H10ZM46 148V149H45ZM65 148V149H64ZM84 148V149H83ZM118 148V149H117ZM135 148H138V149H135ZM140 148H142V150H140ZM158 148V149H157ZM174 148H176V149H174ZM178 148L179 149H182L181 151H179L178 150ZM192 148V149H191ZM213 148H215L214 150H213ZM217 148V149H216ZM235 148H237V150L239 149V151L240 152H237V150L235 149ZM51 149V150H50ZM54 149H56V150H54ZM156 149V150H155ZM170 149V150H169ZM232 149H234L235 150V152L232 150ZM58 150V151H57ZM63 150V151H62ZM64 150H66V155H65V151ZM73 150L75 151L74 152V154L72 153L73 152ZM83 150V151H82ZM86 150H88V151H86ZM93 150V151H92ZM104 151V153H103V151ZM115 150H117L116 152H115ZM120 150V151H119ZM122 150L124 151V155L122 154ZM130 150H132V151H130ZM150 150V151H149ZM175 151V152H172V151ZM177 150V151H176ZM184 150L186 151V156H184L183 154H184ZM213 150V151H212ZM69 151V152H68ZM72 151V152H71ZM108 151V152H107ZM130 151V152H129ZM143 152V154H142V152ZM169 151H171V154H170V152L168 153ZM183 151V152H182ZM192 151H197V152H199V156L197 155V152H196V155H195V152H193L192 153ZM203 151V152H202ZM218 151V152H217ZM221 151V152H220ZM222 151H224V153H222ZM58 152H60L59 154H58ZM62 152H64L63 153V155H64V157H63V155H61V153ZM79 152H81V154L79 153ZM90 152H92V154H90ZM96 152V154L97 155H94V153ZM113 152H115V153H113ZM121 152V153H120ZM129 152V153H128ZM137 152V153H136ZM145 152H146V155H145ZM152 152V153H151ZM165 152V153H164ZM180 152V153H179ZM187 152H188V154H190V155H188L187 154ZM207 154H206V153ZM213 152V153H212ZM216 154H215V153ZM226 152V153H225ZM237 152V153H236ZM4 153V154H3ZM15 153V155H13ZM18 153V154H17ZM99 153H103V155L102 156H99ZM110 153V154H109ZM149 153L151 154V156L149 155ZM166 153L167 154H169L168 155V157H167V155H166ZM173 153V154H172ZM191 153H192V155H194L193 157H195V158H193L192 157V155H191ZM217 153H219V154H217ZM220 153H222V154H220ZM232 153H234V154H232ZM240 153L242 154V155H240ZM51 154V155H50ZM57 154V155H56ZM69 154V155H68ZM70 154H71V156H70ZM116 154H119V155H116ZM141 155L142 156V159H144V160H146V161H144V164L145 165H143V161H142V163H141V158L139 157V159H137L138 157L137 156H139V155ZM148 154V155H147ZM157 154V155H156ZM203 154H204V156H203ZM211 154V155H210ZM214 154V155H213ZM226 154V155H225ZM55 155V156H54ZM61 155V156H60ZM94 155V156H93ZM104 155H107V156H109V157H107V156H104ZM112 155V156H111ZM121 155V156H120ZM126 155H128V157H126ZM172 155V156H171ZM177 155H178V158L181 160V162H180V160L179 159H177ZM180 155V156H179ZM181 155H182V157H183V160L186 158L187 160H182L181 158ZM200 155H201V157H202V159H200L201 161H203V160H205V162H206V159L210 156V159L212 158H214L213 160H214V162L212 163L211 161H213L212 159L210 160V161H208L209 162V164H210V168H209V170L208 169H206V168H204V167H202L201 169H200V166L199 165H201V161L199 160V157H200ZM212 155H213V157H212ZM216 155V157H214ZM222 155V156H221ZM231 155V156H230ZM235 155V157H239V158H246V156L248 157V159L246 158V159H244L245 161L243 162V159H241V161H239V160H236L237 158H235V157H233ZM245 155V156H244ZM250 155V154H249ZM16 157L15 158V161L13 162V160H14V157ZM20 156V157H19ZM59 157V158H57V157ZM65 156H66V158H65ZM73 156H75V157H73ZM116 156V157H115ZM119 156V157H118ZM145 156H147L148 157V160H147V158L145 157ZM170 156V157H169ZM189 156V157H188ZM196 156L198 157V159L196 158ZM206 156V157H205ZM230 156V157H229ZM244 156V157H243ZM8 158V159H6V158ZM71 157V158H70ZM88 157V158H87ZM94 157H98L97 159H98V161L97 160H95L96 158H94ZM105 159H103V158ZM106 157H107V159H109L110 157L112 158V159H109L110 161H108L109 163L107 164V163H105L106 161H107V159H106ZM117 157H118V160H116L115 162H113V165H112V161H114L115 160V158L117 159ZM144 157V158H143ZM149 157H150V159H149ZM155 157V158H154ZM174 157H176L175 159H174ZM200 157V158H201ZM219 157V158H218ZM222 159H221V158ZM229 158L231 161H228V162H232L233 161V163H231V166L229 165V163L228 162H225V160H226V158ZM10 158H12V159H10ZM54 158V159H53ZM61 158V159H60ZM64 158V159H63ZM68 158H69V160H68ZM72 158H74V159H72ZM86 158V159H85ZM101 158H102V160H101ZM114 158V159H113ZM128 158V159H127ZM131 158V159H130ZM146 158V159H145ZM154 158V159H153ZM169 159V161L171 160V159H174V160H171L172 162H170V163H168V160H166V159ZM205 158V159H204ZM215 158H217V160H219L220 161V163H219V161L217 162V160L215 159ZM223 158H225L224 160H223ZM228 158H227V160H228ZM234 160H233V159ZM54 161H53V160ZM55 159H58V160H55ZM78 159V160H77ZM82 159V160H81ZM93 159V160H92ZM119 159L121 160L120 162H118L119 161ZM124 159H126V160H124ZM129 159H130V161L132 160V164H133V166L131 165V162L129 161ZM153 159V160H152ZM197 160L196 161V163H195V160ZM19 160H20V162H19ZM43 160V161H42ZM65 161L64 163L63 162H61V161ZM72 160V161H71ZM133 160H134V163H133ZM136 160H139V162L138 161H136ZM150 160V161H149ZM157 160V161H156ZM166 160V161H165ZM200 162H199V161ZM207 160H209V158L207 159ZM216 160V161H215ZM223 160V161H222ZM238 161L237 163H239V162H242L241 163V167H240V163L237 165V163H236V161ZM247 160H249V161H247ZM5 161V162H4ZM6 161H8V162H6ZM12 161V162H11ZM59 161V162H58ZM69 161V162H68ZM89 161V162H88ZM93 161V162H92ZM129 161V162H128ZM152 161H155L154 162V164L156 163H158L157 165L155 164H153V162ZM177 161H179L178 163L181 165V163H182V166H180L178 163H177ZM193 161V162H192ZM222 161V162H221ZM235 161V162H234ZM3 162V163H2ZM11 162V163H10ZM16 162V163H15ZM53 162V163H52ZM57 162V163H56ZM116 162H118L117 164H115L114 165V163H116ZM122 162H124V163H122ZM149 162V163H148ZM151 162V163H150ZM175 162V163H174ZM183 162H185L187 165H188V167H192V166H194V167H192L191 169L189 168L188 169V167H187V165H185L186 167L184 168V170L182 169L183 168V165L185 164H183ZM215 162H217L216 164H215ZM2 163V164H1ZM5 163V164H4ZM10 164V165H8V164ZM61 165V167H60V165ZM86 163V164H85ZM120 163V164H119ZM124 164L123 165V168L125 167V170H127V171H125L124 169H123V171H125V172H123L122 170H121V173H123V174H125V175H123V174H121L120 173V169H122V164ZM139 164L138 166L136 165V164ZM146 163H148V164H146ZM178 164V166H177V164ZM193 163V165H191ZM195 163V164H194ZM197 163H198V166H196L197 165ZM211 163L213 164V165H211ZM228 163V164H227ZM236 163V164H235ZM4 164V165H3ZM18 164V165H17ZM23 164L25 165V166H23ZM27 164H29L28 166H26ZM120 166H119V165ZM126 164V165H125ZM129 164V165H128ZM138 167V170H137V167L135 166V165ZM141 164H142V166H141ZM175 164V166L173 167L172 165H174ZM226 164V165H225ZM232 164L233 165H236V166H232ZM243 164H244V166H243ZM248 165V166H245V165ZM6 165V166H5ZM62 165H64V166H62ZM72 165V166H71ZM75 165V166H74ZM89 165V166H88ZM111 165H112V167L114 166V169L112 170L111 168H109V167H111ZM116 165H118V166H116ZM129 167H128V166ZM147 165V166H146ZM152 167V165H153V167H152V169H151V167ZM168 165V166H167ZM172 166L173 167V169L171 168V167H169V166ZM222 165V166H221ZM227 165H229L228 167H227ZM14 166V167H13ZM15 166H16V168H15ZM19 168H18V167ZM52 166V167H51ZM55 166V167H54ZM81 166V167H80ZM130 166H132V168H133V171H129V169L131 170L132 168H130ZM143 167L144 168V166H145V168L143 169V168H141V167ZM158 168H156V167ZM214 166H216L217 168H215ZM223 166H225L226 168H224ZM243 166V167H242ZM13 167V169H11ZM23 167H25V168H23ZM147 167H149V168H147ZM166 167H168V169L166 168ZM236 168L235 169V171H232V170H234V168ZM238 167H240L239 168V170H238ZM10 168V169H9ZM21 168V169H20ZM50 168V169H49ZM64 168V169H63ZM118 168V169H117ZM127 168H129V169H127ZM136 168V169H135ZM155 168V169H154ZM160 168V169H159ZM176 169V171H177V168H178V171L177 172H175V169ZM204 168V170H205V174H204V170H202ZM224 168V169H223ZM228 168V169H227ZM233 168V169H232ZM17 169V170H16ZM27 169H29L28 171H26ZM116 169V170H115ZM146 169H148L147 171L148 172H146ZM153 169H154V171H153ZM157 169V170H156ZM170 169H172V170H174V172L175 173H177V174H175L174 175V172L172 171V170H170ZM188 169V170H187ZM198 169V170H197ZM215 169V170H214ZM221 169V170H220ZM232 169V170H231ZM22 170H23V172H22ZM66 172H65V171ZM69 170V171H68ZM111 172H110V171ZM134 170H137V171H135L134 172ZM150 170H151V172H150ZM169 170V171H168ZM192 170V171H191ZM224 170V171H223ZM246 170H247V172H246ZM44 171V172H43ZM58 171V172H57ZM71 171V172H70ZM113 171H114V173H115V175H117V177L119 178V176L121 177H123V176H125L124 178H119L120 180L118 181V179L117 180H115V178H116V176L114 175V174H111V173H113ZM141 171V172H140ZM171 171V172H170ZM197 171V172H196ZM200 171V172H199ZM212 171V172H211ZM213 171H214V173H213ZM223 171V172H222ZM228 171V172H227ZM237 171V172H236ZM244 171H245V173H244ZM28 172V173H27ZM38 172L40 173V174H38ZM104 172V173H103ZM132 172V173H131ZM138 174H137V173ZM139 172H140V174H139ZM160 172V173H159ZM190 172H191V174H190ZM202 172V173H201ZM223 174H222V173ZM228 174H227V173ZM233 172H235V173H233ZM20 173V174H19ZM21 173H24V174H21ZM31 173V174H30ZM101 173H102V175H101ZM118 173V174H117ZM120 173V174H119ZM126 173H129V174H126ZM147 173H150V175L149 174H147ZM172 175H171V174ZM197 173H199L198 175H197ZM212 173V174H211ZM225 173V174H224ZM244 173V174H243ZM247 173V174H246ZM57 174H59V176H57ZM61 174V175H60ZM69 174V175H68ZM106 174V175H105ZM109 174H110V176H109ZM134 174H137V176L136 175H134ZM162 174V175H161ZM196 174V175H195ZM201 174V175H200ZM207 174H208V176H207ZM214 174V175H213ZM218 174V175H217ZM222 174V175H221ZM226 174H227V176H226ZM231 174H233V175H231ZM246 174V175H245ZM9 175V176H8ZM14 175V176H13ZM16 175V176H15ZM21 175H23L21 178L20 177H18V176H21ZM24 175H26V176H24ZM28 175V176H27ZM34 175V176H33ZM47 178H45L44 176ZM67 175V176H66ZM108 175V176H107ZM111 175H113V177L111 176ZM119 175V176H118ZM133 175V176H132ZM159 175V176H158ZM170 175V176H169ZM174 175V176H173ZM204 175V176H203ZM206 175V176H205ZM231 177H230V176ZM51 176V177H50ZM63 176V177H62ZM107 176V177H106ZM129 176V177H128ZM131 176V177H130ZM139 176V177H138ZM148 176H150V177H148ZM173 176V177H172ZM202 176V177H201ZM211 176V177H210ZM223 176V177H222ZM3 177H5V178H2ZM9 177V178H8ZM37 177V179H35V178ZM43 177H44V179H43ZM92 177V178H91ZM110 177V179H108ZM113 179H112V178ZM115 177V178H114ZM145 177H146V180H145ZM148 177V178H147ZM152 177H153V179H152ZM161 177V178H160ZM164 177L166 178V179H164ZM170 177H171V179H170ZM184 177V178H183ZM203 177H204V179L205 178H207V179H205V181H204V179H203ZM221 177H222V179H221ZM225 177V178H224ZM247 177V176H246ZM28 178V179H27ZM31 178V179H30ZM34 178V179H33ZM49 178V179H48ZM55 178V179H54ZM102 178V179H101ZM104 178V179H103ZM105 178H107V179H105ZM127 178H129L128 179V181L130 182V183H132V184H130L129 182H126L127 180L126 179ZM135 179V183L133 182V179ZM151 178V179H150ZM184 179V181H183V179ZM198 180H197V179ZM215 178V179H214ZM229 178V179H228ZM13 179H15V180H13ZM61 179V180H60ZM85 179V180H84ZM93 179V180H92ZM124 179V180H123ZM140 181V182H142V183H139L138 184V180ZM226 179H228L229 181H230V183H229V181L227 182V180ZM33 180V181H32ZM39 180V181H38ZM45 180V181H44ZM87 180V181H86ZM107 180V181H106ZM112 180H114V182L112 181ZM124 181V183H123V181ZM136 180H137V184H136ZM151 180V181H150ZM153 180V181H152ZM187 181V183H186V181ZM202 180H203V182H202ZM222 180L225 182V184H224V182H222ZM21 181H22V184H21ZM36 181V182H35ZM47 181V182H46ZM53 181V182H52ZM64 181V182H63ZM101 181V182H100ZM106 181V182H105ZM109 181V182H108ZM116 181H118V185L120 186V188H122L123 187V185L125 184V186H126V183L128 184H130V186H129V184L126 186L127 187V190H125V187H123V193L122 192H120L122 189H119L118 187H116L117 186V182ZM120 181H122L121 183H120ZM132 181V182H131ZM146 181V182H145ZM166 181V182H165ZM168 181V182H167ZM199 182V181H201L202 183H203V185H202V183L201 182H199V183H197V182ZM38 182H39V184H38ZM41 182H43V184L41 183ZM58 182V183H57ZM99 182V183H98ZM155 182H156V184H155ZM184 182L186 183V184H184ZM56 183V184H55ZM106 183H107V185H106ZM109 183V184H108ZM116 185H115V184ZM146 183H148V184H146ZM184 184L185 185V187H184V185L182 186V184ZM243 183V184H242ZM17 186H16V185ZM42 184V185H41ZM47 184V185H46ZM55 184V185H54ZM63 184H65V185H63ZM72 184V185H71ZM134 184V185H133ZM199 184H200V187H198L199 186ZM23 185H25V186H23ZM98 185V186H97ZM111 185V186H110ZM115 185V186H114ZM157 185H158V187H157ZM192 185V186H191ZM217 185V186H216ZM14 186H16V188L14 187ZM27 186V187H26ZM59 186V187H58ZM94 186V187H93ZM109 186H110V188H109ZM113 186V187H112ZM128 186H129V189H128ZM140 186V187H139ZM146 186H148V188L150 189V190H148V189H146ZM151 188H150V187ZM181 186V187H180ZM187 186V187H186ZM188 186H189V188H188ZM204 188H203V187ZM210 186V187H209ZM223 186V187H222ZM20 187V188H19ZM44 187H46L45 189H44ZM66 187V188H65ZM68 187V188H67ZM108 187V188H107ZM112 187V188H111ZM118 188V189H116V188ZM131 187V188H130ZM227 187V188H226ZM22 188V190H19V189H21ZM41 188V189H40ZM50 188V189H49ZM86 188H88V189H86ZM116 190H115V189ZM133 188V189H132ZM142 188V189H141ZM175 188H177L178 190L176 191V195L178 194L179 196H182V194L184 195L182 198L181 197H179L178 195H177V197L176 198H173L172 196H174L175 194H173L172 195V192L174 191L175 192ZM184 188H187V189H184ZM192 188V189H191ZM194 188V189H193ZM206 188V189H205ZM221 188H222V190H224V191H221ZM29 189V190H28ZM38 189V190H37ZM48 189V190H47ZM65 191H64V190ZM75 189V190H74ZM95 189V190H94ZM111 189V190H110ZM113 189V190H112ZM139 189H140V191H139ZM189 189V190H188ZM199 189H203L202 191H200ZM219 189H220V191L222 192V193H220V191H219ZM226 189V190H225ZM53 190V191H52ZM109 190V191H108ZM142 190V191H141ZM161 190V191H160ZM209 190V191H208ZM24 191H26V192H24ZM32 193H31V192ZM43 191H44V193H45V195H46V199H45V196H44V193H43ZM82 191V192H81ZM100 191V192H99ZM102 191V192H101ZM111 191H114L113 192V195L115 194V196H113L112 195V192ZM129 191V192H128ZM166 191V192H165ZM170 191H172V192H170ZM190 191V192H189ZM200 191V192H199ZM205 191H206V193H205ZM53 192V193H52ZM60 192V193H59ZM99 192V193H98ZM134 194H133V193ZM164 192H165V194H164ZM173 192V193H174ZM185 194H184V193ZM189 192V193H188ZM201 192H204L203 194H200ZM210 192V193H209ZM227 192V193H226ZM234 192H235V194L237 193V195H235L234 194ZM264 192V189H261V190H259L257 193H256V196L258 197V196H261L262 195V193ZM67 193V194H66ZM69 193V194H68ZM97 193V194H96ZM104 193H105V195H104ZM111 193V194H110ZM117 193H122V195H120L121 197H123V199H125L124 201H125V203H124V201H122L123 199L119 196V195H116ZM194 193V194H193ZM234 194V196H233V194ZM41 194H43V195H41ZM53 194H55V195H53ZM61 194V195H60ZM90 194H91V196H90ZM99 194L101 195V196H99ZM186 194H187V196H186ZM197 196H196V195ZM207 194V195H206ZM208 194H210V195H212V196H210V195H208ZM223 194V195H222ZM227 194H229V195H227ZM231 194H232V198H231ZM60 195V196H59ZM97 195V196H96ZM110 195V196H109ZM135 195H136V197H135ZM162 195H164V196H162ZM167 195V196H166ZM200 195H202V196H200ZM205 195V196H204ZM222 195V196H221ZM38 196H41V197H38ZM44 198H43V197ZM53 196V197H52ZM68 196V197H67ZM87 196V197H86ZM109 196V197H108ZM157 196V197H156ZM171 198H170V197ZM194 196V197H193ZM196 196V197H195ZM226 196H228V197H226ZM97 197H99L98 199H97ZM111 197V198H110ZM115 197L118 199V197H119V199L117 200V199H115ZM154 197V198H153ZM179 197V198H178ZM203 197V198H202ZM207 197H208V199H207ZM213 197V198H212ZM218 197V198H217ZM230 197V198H229ZM33 198H38V201L37 200H35V199H33ZM53 198H55V199H53ZM57 198V199H56ZM90 198V199H89ZM95 198V199H94ZM101 198V199H100ZM107 198H110L109 200L107 199ZM122 200H121V199ZM160 198V199H159ZM166 198H168V199H166ZM178 198V199H177ZM191 198V199H190ZM197 198V199H196ZM228 200H230V201H228ZM235 198H237V197H235ZM42 201H41V200ZM50 199V200H49ZM108 200L107 201V203H106V200ZM111 199H113L112 201L114 202H111ZM166 199V200H165ZM171 199H173V201L171 200ZM174 199H176V200H174ZM181 200L182 201V203H181V201H177V200ZM195 200V202H193L194 200ZM212 199V200H211ZM216 199V200H215ZM219 199H220V204H218L219 203ZM30 200H31V202H30ZM36 202H35V201ZM49 201V202H46V201ZM63 200V201H62ZM69 200V201H68ZM115 200H117V202L115 201ZM119 200H121V201H119ZM146 200H148V201H146ZM168 200V201H167ZM188 202H187V201ZM34 201V202H33ZM58 201V202H57ZM71 201V202H70ZM99 201V202H98ZM103 201V202H102ZM185 201V202H184ZM212 201V202H211ZM221 201H223V203L221 202ZM226 201H228V202H230V204H228V202H226ZM234 201V202H233ZM33 202V204L31 205V203ZM73 202V203H72ZM76 202V203H75ZM81 202V203H80ZM102 202V203H101ZM116 202V203H115ZM119 202V203H118ZM158 202V203H157ZM168 202V204H166ZM173 203V204H175V206L172 204H169V203ZM191 202V203H190ZM196 202H198V205L196 204ZM28 203H30V204H28ZM45 203V204H44ZM63 203V204H62ZM65 203V204H64ZM101 203V204H100ZM109 203H111V204H109ZM113 203V204H112ZM121 203V204H120ZM163 203V204H162ZM186 203H187V205H186ZM199 203H200V205H199ZM212 203V204H211ZM26 204V205H25ZM42 204H43V206H42ZM49 206H48V205ZM53 204V205H52ZM69 204V205H68ZM77 204H79L80 205V207H79V205H77ZM180 204V205H179ZM189 204V205H188ZM192 204H194L193 206H191ZM206 204H208V205H206ZM29 205H31L30 207H29ZM66 205V206H65ZM112 205V206H111ZM114 205V206H113ZM119 205H123L122 207L121 206H119ZM128 205V206H127ZM139 205V206H138ZM174 206V207H170L169 208V206ZM176 205H178V206H176ZM215 205V206H214ZM231 205V206H230ZM44 206H46V207H44ZM52 206H54V208H55V210H57V211H61V213L62 214H59V213H57V212H55V210L53 211V210H51V209H49L48 207H52ZM60 206H61V208H60ZM66 207V210H65V207ZM78 206V207H77ZM83 206V207H82ZM91 206V207H90ZM126 206L127 207H129L128 209H130V207H131V209H133L134 211H132L131 209V211H130V213H128L127 212V214H126V211H128V209L126 208ZM135 206V207H134ZM159 206H160V208H159ZM163 206V207H162ZM186 207L185 209L183 208V207ZM200 206H203V207H200ZM210 206V207H209ZM222 206H227V207H225V209H224V207H222ZM16 207V208H15ZM37 207V208H36ZM58 207V209H56ZM87 207V208H86ZM98 207V208H97ZM100 207V208H99ZM102 207V208H101ZM111 208V209H109V208ZM115 207V208H114ZM117 207V208H116ZM179 207V208H178ZM197 207H199L198 209H199V211L197 210V209H195V208H197ZM253 207H254V211H253V218L255 219V216H256V219L254 220V221H252V223H250V225H249V227L247 226L246 228H245V235H246V237H245V239H244V241L242 242V244H244V245H241V247H239V250H237L236 252H235V258L236 259H239L240 258V260H239V262H238V264H264V194L261 196V200L256 204V207L254 206V204H253ZM46 210H44V209ZM53 208V207H52ZM53 208V209H54ZM77 208V209H76ZM107 208V209H106ZM117 209V210H114V209ZM122 208H123V210H122ZM173 210H172V209ZM177 208V209H176ZM180 208H181V210H180ZM189 208V209H188ZM191 208V209H190ZM201 208V209H200ZM208 208H210L209 210H208ZM213 208H215V209H213ZM217 208V209H216ZM40 209H42V210H40ZM65 210V213H64V210ZM70 211V212H72V213H70V212H67L68 210ZM75 209H76V211H75ZM88 209H90V210H88ZM92 209V210H91ZM94 209H95V211H94ZM102 209H104L103 211H102ZM127 209V210H126ZM142 209V210H141ZM171 209V211H173L172 213H173V215H172V213H170V210ZM219 209V210H218ZM229 209V211L230 212H228L227 210ZM30 210H32V211H30ZM37 210H39V211H37ZM48 210V211H47ZM62 210H63V212H62ZM72 210V211H71ZM99 210H101V211H99ZM106 210V211H105ZM109 210V211H108ZM126 210V211H125ZM141 210V211H140ZM144 210V211H143ZM167 210L169 211V213L170 214H168V215H172V216H174V214H175V216L174 217H176V218H173V217H171V216H169L168 217V215H166V212H167ZM192 210V211H191ZM203 210V212H201ZM225 210H226V213H225ZM38 212L39 214H38V217H36V212ZM50 211L51 212H53V213H50ZM74 211V212H73ZM80 211V212H79ZM97 211V212H96ZM124 211V212H123ZM159 211V212H158ZM175 211H181V212H176L175 213ZM191 211V212H190ZM194 211V213H192ZM213 211H214V213H213ZM15 212V213H14ZM31 212V213H30ZM35 212V213H34ZM42 212H44V215L42 214ZM48 212H49V214H48ZM102 212V213H101ZM103 212L105 213L104 214V216L102 215L103 214ZM132 212H134L133 214H137V215H135L136 217V220H135V223H134V217H133V214H132ZM192 213V214H194V216L196 215V214H198V215H200V216H198V215H196L195 217L194 216H190V213ZM196 212V213H195ZM199 212V213H198ZM205 212V213H204ZM230 213V214H228V213ZM5 213V214H4ZM29 213L32 215V217H31V215H29ZM64 213V214H63ZM69 213V214H68ZM74 213V214H73ZM76 213L78 214L77 216L78 217H76ZM96 213V214H95ZM98 213L99 214H101V215H98ZM140 213V214H139ZM143 213V214H142ZM151 213V214H150ZM34 214H36V215H34ZM53 214V215H52ZM67 214V216H65ZM73 216H72V215ZM129 214V215H128ZM142 214V215H141ZM177 214H180V215H177ZM182 214V215H181ZM187 214H189V216H187ZM191 214V215H192ZM203 214V215H202ZM210 214V215H209ZM214 214V215H213ZM5 215V216H4ZM8 215H9V217H8ZM60 215V217L61 218H59V219H61V221H65V220H67L66 222H65V224L67 225V224H69L70 226L68 227V226H66L67 227V229H68V231H67V229L65 228V224H64V221L63 222H61L59 219H58V216ZM71 215V216H70ZM79 215H80V217H79ZM85 215H87L86 217V219H88V220H86L85 219ZM97 215H98V217H97ZM105 215H107V216H109V217H107V216H105ZM144 215V216H143ZM147 215H148V217H147ZM153 215H154V218L155 217H157V218H155V220H157V224L155 225L154 223H156V221L155 220H153ZM164 215H166L167 217H168V219L167 220H169L168 222H169V224H171V226L170 225H168V223H167V221H165V219L167 218H165L164 219ZM205 215V216H204ZM213 215V216H212ZM223 215H222V217H223ZM15 216L16 217H19V218H22V221L25 223H27L28 224V226H26V225H21L20 223H18L17 222V220H16V218H15ZM65 216V217H64ZM69 216V217H68ZM82 216V217H81ZM90 216V217H89ZM93 218H92V217ZM104 217V219H103V217ZM180 216H181V218H180ZM187 216V217H186ZM197 216L198 217H201V218H197ZM208 216H209V220H208ZM212 216V217H211ZM41 217V218H40ZM55 217V218H54ZM97 217V218H96ZM100 217V218H99ZM101 217H102V219H101ZM129 217V218H128ZM133 217V218H132ZM144 218V220L145 221H142V219ZM162 217H163V219L164 220H161L162 219ZM177 217H179V218H177ZM190 217H192V218H189ZM207 220V221H205V219ZM226 217H224V218H226ZM29 218V219H28ZM31 218H34V219H31ZM35 218H37V219H35ZM44 220H43V219ZM50 218H51V220H50ZM53 218L56 220V219H58V221L56 222V224H55V220H53ZM67 218V219H66ZM71 218H73V219H71ZM84 218V220L85 221H83L82 219ZM107 218V219H106ZM113 218H114V220H113ZM148 218H150V219H148ZM158 218L160 219V220H158ZM189 220H188V219ZM202 218L204 219L203 221H202ZM63 219V220H62ZM94 219H97L96 220V222L94 221ZM100 219V222H97L98 220ZM132 219H133V221H132ZM138 219V220H137ZM174 219V220H173ZM178 219H179V221H178ZM192 219H193V221H192ZM196 219H198V220H196V222H198V221H200V224H201V222H202V224L204 223L205 224V226L204 225H200L199 224V222L197 223L198 225H197V228H195L196 227V223H195V220ZM201 219V220H200ZM212 219H213V222H212ZM32 220V221H31ZM69 220H71V221H69ZM78 221V223H81L82 221H83V223L82 224H78L76 221ZM107 220V221H106ZM110 220V221H109ZM129 220V221H128ZM147 220H149L150 222L151 221H155L154 223H149V221L147 222ZM172 220H173V222L175 223V226L172 224L173 222H172ZM211 220V221H210ZM42 221V222H41ZM51 222V224H49L50 222ZM72 221H75V222H72ZM89 221H91V222H93V224H91V222H90V224H89ZM113 221V222H112ZM132 221V222H131ZM139 221V225L136 223V222H138ZM162 221V222H161ZM167 223H165V222ZM186 222V223H184V222ZM189 221V222H188ZM206 223H205V222ZM215 221H216V223H215ZM43 222H44V224H43ZM49 222V223H48ZM54 223V225H52L53 223ZM59 222H61L60 224H59ZM67 222H69V223H67ZM102 222V223H101ZM104 222H106V223H104ZM109 222H111V224L109 223ZM146 222H147V224H146ZM192 222H193V224L195 223V226L192 224ZM208 222H210V224H211V226H210V224H208ZM220 222H221V224H220ZM254 222V223H253ZM38 223V224H37ZM70 223H73V224H70ZM75 223H77L76 225H78V226H80L81 225V227L82 226H84V225H86L87 227H85V228H83L84 230H82V228H80V227H76V225H75ZM84 223H86V224H84ZM94 223H96V225L98 224V223H100V224H102V225H100V227H99V225H95ZM120 223V224H119ZM140 223H141V225H140ZM142 223H143V225H142ZM161 223V224H160ZM178 223L180 224V225H182L183 226V224H184V228H183V232H184V229L185 230H187L188 228L189 229H191V228H195L193 231H192V229L191 230H189L188 229V231L189 232H186V233H188V234H182L183 232H179V229L181 230L182 229V226H180V225H178ZM188 223L191 225H188ZM36 224V225H35ZM42 224V225H41ZM45 224L47 225V226H45ZM62 224H64L63 226H59V228L60 229H63L64 230V228H65V230L63 231V230H60L59 228H58V230H60L59 231V233H58V230L56 231V233H55V230L57 229V227L56 226H58V225H62ZM106 224V225H105ZM135 224H137V226H139V227H137V226H135L134 227V225ZM154 224V225H153ZM186 224V225H185ZM213 224H215V225H213ZM33 225H35V226H33ZM39 225L41 226V228H43V227H45V228H43V229H45L44 230V232H45V234L44 235H42L43 234V232L42 231H40V230H43V229H41V228H39ZM48 225H49V229H46L47 227H48ZM95 226V227H97V229L95 228V227H92V228H88V226L89 227H91V226ZM107 225L109 226V227H107ZM114 225V226H113ZM120 225H121V227H120ZM150 225V226H149ZM161 225V226H160ZM213 225V226H212ZM36 226H37V229H36ZM50 226L53 228H50ZM71 226H72V228H71ZM104 227L103 229H105V231L104 230H102V227ZM173 226V227H172ZM179 226V227H178ZM186 226H188L187 228H186ZM194 226V227H193ZM200 226H202V227H200ZM208 226V227H207ZM214 226H215V228H214ZM75 227V228H74ZM107 227V228H106ZM131 227V228H130ZM161 227V228H160ZM174 227H176V228H174ZM198 227L200 228V229H198ZM206 227L207 229H205L204 230V228ZM71 230H70V229ZM86 228H88V230L90 231L91 230V232L92 233H90V232H87L85 229ZM121 228V229H120ZM134 228V229H133ZM159 228V229H158ZM168 228V229H167ZM202 228V229H201ZM77 229L78 230H80L79 232L80 233H83V234H79V232L77 231ZM100 229V230H99ZM107 229L109 230V231H107ZM155 229V230H154ZM161 229H163L162 231H165V229H166V231H168V232H162L161 231ZM197 229V230H196ZM212 229V230H211ZM218 229V230H217ZM47 230H49L48 231V233H50L53 237H51V235L50 234H48L47 233ZM52 230H54V231H52ZM75 230V231H74ZM113 230L114 231H116L115 233L113 232ZM173 230V233L171 232ZM177 230V231H176ZM201 230V231H200ZM204 230V231H203ZM217 230V231H216ZM40 231V232H39ZM70 231V232H69ZM71 231H73V234H71ZM77 231V232H76ZM84 231L85 232H87V234L89 233V235H91V234H93V235H91L92 237H90L89 235H87V234H84ZM93 231H96L95 233L93 232ZM100 231H102L101 232V235L105 232L106 233V238L108 237V239H104V237H105V233L101 236V237H103V239H101V240H103V241H101V240H99L100 239V237H98V235H100L99 233H100ZM104 231V232H103ZM163 233V234H166L167 236L169 235L168 233H171L167 238H165L164 236H162V234H161V232ZM202 233L201 234V239H198L199 237L198 236H196V235H198L200 232ZM39 232V233H38ZM42 232V234H40ZM52 232V233H51ZM64 232H65V234H64ZM74 232H76L75 234H74ZM120 232V233H119ZM135 232V233H134ZM174 232H176V234L174 233ZM195 232H197V234L195 233ZM204 232H206V234L204 233ZM54 233H55V236H54ZM66 233H69V234H66ZM110 233V234H109ZM180 233V234H179ZM192 233H194L193 235H192ZM212 233H211V236H212ZM26 234H28V235H26ZM36 234L37 235H39L38 237H39V239H38V237L36 236ZM59 234H61V235H63V237L61 236L60 238H59ZM71 234V235H70ZM76 234H78L79 236L81 235H83L82 237L84 238H82L81 236V242H80V240H78L79 239V237H78V235L76 236ZM115 234L116 235H118V237H119V235L121 236V237H117L116 236V238H114L113 239V237L115 236ZM122 234V235H121ZM136 234V235H135ZM143 234V235H142ZM173 234H175L176 236H180L181 237V235H183L181 238H182V243H180L179 242V244L177 243L181 238L179 237L178 239H177V237L175 236V235H173ZM177 234H179V235H177ZM191 236H190V235ZM218 234H219V232H218ZM72 235H75L74 237H71ZM84 235H85V237H84ZM86 235H87V237L89 238L90 237V239H85L86 238ZM96 235V236H95ZM109 235V236H108ZM113 235V236H112ZM172 235L173 236H175V237H172ZM188 235V236H187ZM58 236V237H57ZM65 236V237H64ZM70 236V237H69ZM171 236V237H170ZM185 236H187V237H185ZM189 236H190V238H189ZM194 236H195V238L196 237H198V238H196L197 239V241H196V239L194 238ZM34 237H36V239L34 238ZM56 237V238H55ZM185 237V238H184ZM191 237L192 238H194V240L196 241H192L193 243H191L190 241L192 240L191 239ZM203 237H206L205 238V240L203 241L202 240V238ZM208 237V238H207ZM53 238V239H52ZM62 240V241H60L61 242V244H62V242H63V240L64 241H66V242H64V244H67L66 245V247H65V249H63L62 247H64L65 245L64 244H62V245H64V246H60V243H59V241L57 242L56 240ZM64 238H66V239H64ZM73 238V239H72ZM76 238H77V241H76ZM97 240V242H98V244H97V242H95L96 240ZM110 238V239H109ZM148 238H149V240H148ZM163 238H165V239H163ZM41 239V240H40ZM46 239V240H45ZM53 241H52V240ZM72 239V240H71ZM115 239L119 242V244L117 245V241L115 242L116 243V245H115V243H112L111 241H115ZM168 239V240H167ZM169 239H171V240H169ZM173 239H177V242L175 241V240H173ZM184 239H187V240H189V239H191V240H189V243H191V245L188 243V241H186L187 242V244H186V242L184 241V243H183V240ZM74 240V241H73ZM82 240H83V242H82ZM86 240L88 241L87 243H86ZM109 241V240H111V241H109L110 242V247L112 248H110L109 247V242H107V241ZM163 240H165V241H163ZM201 240H202V243H200L201 242ZM48 243H47V242ZM68 241V242H67ZM76 241V242H75ZM105 241H106V243H107V245H106V247L103 245V244H106L105 243ZM170 241V242H169ZM171 241H175L176 243H175V245H179V248H180V246H181V250L182 251H180V249L178 248V246H175L174 244H171L172 242ZM35 242V243H34ZM52 242V243H51ZM54 242L56 243V244H54ZM74 242V243H73ZM90 242V243H89ZM100 242H101V245H99L100 244ZM163 242V243H162ZM166 242V243H165ZM197 242H199V243H197ZM204 242H206V243H204ZM50 243V244H49ZM70 243V244H69ZM78 243H79V245H78ZM80 243H83V244H85V245H83V244H81V246H80ZM88 243L90 244V245H88ZM103 243V244H102ZM158 243H160L161 245H159ZM168 243H170V245H171V250L170 251H173V252H170L169 251V247L168 246H170V245H166V244H168ZM196 243V244H195ZM52 244H54V245H52ZM57 244H58V246L59 247H61V251L63 250V252H62V255H61V251L59 252V250H60V248H58V247H55V249H56V251H55V249H53V246H57ZM77 244V245H76ZM96 244H97V246H96ZM115 246H114V245ZM157 244H158V246H157ZM180 244H182V245H180ZM183 244H186V246L187 245H190L189 247H190V249H189V247H188V249L186 250V248L187 247H183L184 245ZM51 245V247H52V249H50L51 247H49V246ZM69 245H71V248H70V246ZM86 245H88L87 247H86ZM99 245V246H98ZM102 245H103V249H102ZM172 245L174 246V248L175 247H177V249L179 250H177V249H173L172 248ZM77 246H79V247H77ZM83 246V247H82ZM111 249L110 251H112L111 253H109L110 251H109V248ZM114 248H113V247ZM117 246V247H116ZM167 247L166 249L165 248H163V247ZM44 247V248H43ZM68 247V248H67ZM90 247V248H89ZM97 247V248H96ZM116 247V248H115ZM182 247H183V249H182ZM46 248V249H45ZM47 248H49V249H47ZM79 248V249H78ZM84 248H86L85 250H84ZM90 250H89V249ZM98 248H99V250H98ZM101 248V249H100ZM149 248V249H148ZM155 248V249H154ZM185 248V249H184ZM57 249H59V250H57ZM69 249H71V250H69ZM75 249V250H74ZM80 249H82V250H80ZM114 249V250H113ZM146 249V250H145ZM154 249V250H153ZM173 249V250H172ZM42 250V251H41ZM43 250H45V251H43ZM73 250V251H72ZM96 250H98V251H96ZM116 250V251H115ZM178 251L177 253V255H176V251ZM189 250V251H188ZM40 251V252H39ZM54 251H55V253H54ZM58 251V252H57ZM68 251H71V253H69ZM75 251V252H74ZM107 251V252H106ZM165 251V252H164ZM59 253V254H57V253ZM74 252V253H73ZM77 252V253H76ZM79 252V253H78ZM82 252H84V253H82ZM87 252V253H86ZM163 252H164V255L166 254L167 256H171V253L172 254H174V255H172L173 257H176V256H178V258H176L177 260H175V258H173L172 256L171 257H167L166 255V257L164 256H162V254H163ZM168 252H170V253H168ZM175 252V253H174ZM184 253L183 255H181V257H179V253ZM65 253L68 255H70V257L68 256V257H66V255H65ZM81 253V254H80ZM103 253V255H101ZM109 253V254H108ZM180 253V254H181ZM27 254V255H26ZM53 254V255H52ZM54 254H56V255H54ZM107 254H108V256H107ZM214 254H218V251H214ZM58 255V256H57ZM59 255H60V257H59ZM75 257H74V256ZM82 255V256H81ZM85 255V256H84ZM92 255V256H91ZM146 255H148L147 257H148V261H150L149 263H147L146 262V260L145 259H147L146 258ZM186 255H188V256H186ZM17 258H16V257ZM50 256H52L51 258H50ZM53 256L55 257L54 259H53ZM65 257V258H62V257ZM79 256V257H78ZM185 256H186V258H185ZM29 257H30V259H29ZM59 258L58 260H60L61 262H56L57 261V258ZM72 257V259H70V262H69V258H71ZM96 257V258H95ZM165 258V259H168V260H163V258ZM47 258V259H46ZM48 258H50L49 260H48ZM61 258V259H60ZM68 258V259H67ZM83 258V259H82ZM89 258L92 260H89ZM170 258H171V260H170ZM53 259V260H52ZM63 259V260H62ZM65 259V260H64ZM149 259H151V260H149ZM27 260V261H26ZM30 260V261H29ZM54 261V262H52V261ZM78 260V261H77ZM191 260H193V261H191ZM96 261V262H95ZM145 261V262H144ZM176 263H175V262ZM179 261H180V259H179ZM28 262V263H27ZM45 262V263H44ZM73 262V263H72ZM85 262V263H84ZM178 263H180V262H178ZM180 263V264H181ZM188 263H185V264H188ZM191 263H189V264H191ZM183 264V263H182ZM197 264H198V262H197Z\"/></svg>",
  "mask_w": 264,
  "mask_h": 264
},
{
  "label": "bare ground",
  "instance_id": "obj_2",
  "mask_svg": "<svg viewBox=\"0 0 264 264\" xmlns=\"http://www.w3.org/2000/svg\"><path fill=\"white\" fill-rule=\"evenodd\" d=\"M4 1L5 0H0V5H2V4H4ZM6 1H8V0H6ZM19 2V0H16V2ZM21 1V0H20ZM26 1V0H25ZM33 2H36L37 3V1L38 0H32ZM39 1H41V0H39ZM55 2V0L53 1V0H43V1H41V2H44V8L47 10V8H49L50 10H51V6H48L47 8L45 7V2ZM57 1V0H56ZM69 1V0H68ZM73 1H75V2H78L79 0H73ZM84 1V0H83ZM89 1H92V0H89ZM88 0H87V2L89 3V5L91 6H89L88 5V3L86 4V6H84V4L86 3H84L83 4V6H84V9H89V7H90V9H89V14H88V12L87 13H85V12H83V11H85L84 9H82L83 7L81 6V10H83V11H80V12H82V13H84V14H87L89 17L90 16H92V15H96V16H101L100 14H104V15H102L101 16V18L103 19V17H104V19L107 17V20H103V21H101L102 19H100L99 20V18L98 19H96L95 17L96 16H94V19H95V21L96 20H99L98 22L102 25H100L101 27H104L103 29L101 28V27H99V29H102L103 31H106L107 30V32H106V36L103 38V35H100V39H101V48L99 47V49H97V41H98V44H100L99 43V40L100 39H97V41H96V43L93 45L94 47H96L94 50H99V51H95V52H93V49H92V53H94L95 54V57H94V60L95 59H97L96 60V62L98 61V60H101L102 61V63H103V61H104V63L105 64H103V65H106V66H104V67H100V69H98L99 67L97 66V65H99L98 63L96 64V65H94V67L95 66H97V69H98V71L96 70V67L93 69V68H90L91 70H92V72H93V70H95L94 72L96 73V72H98V76L97 77H101V80H102V78L104 79V81L102 80L101 81V83H103V82H105V81H107V79H110V76H109V72H113V69H115L116 70V73L118 74V81L119 82H121V80H126L124 77H126L127 78V81L129 82V84H126L125 86H126V88H125V86H123L126 82L124 81V84H120L121 85V88L119 89V88H117L116 90V94H115V98H130L131 100H132V102L131 103H134L135 104V106L137 105V107L139 108V110L141 109L142 111H139L138 109H136V110H138V113L139 112H141V114H146V112H147V114L148 115H150L151 117H160V115L162 114V112H163V110L165 109V110H168V109H166L167 108V106H168V108L169 107H174V111H175V116H172L171 118V122L173 123V124H176L177 125V127H176V125L174 126L172 123H170V126L172 127L173 126V128H181L180 130H173L175 133H176V131H179L178 133H176V134H179L178 136H177V138H180V139H178V142H179V140H180V143H181V145H182V139H184V137H188V135H186V133L185 132H190L189 131V129H187V131L185 130L186 129V126L188 125H185V129L184 128H182V126H183V124H181L180 125V119H178V117L179 118H181V115H184L185 113L187 114V116H191V115H188V114H192L191 112L193 111L192 109H195V111L193 112V114L194 115H196L198 112L197 111H199V109L203 106L204 107V105H208V102H207V100L208 99H212L213 100V98L214 97H212V98H210L209 96L211 95V96H215V95H213L212 93L210 94V91H211V89L213 88V90H212V92H215L216 90V93H214V94H216V95H219L218 93H222V89H221V83H224L222 80H221V78L220 77H222L221 76V73H219L220 74V81H218L217 79H215L214 77H215V75L218 73V72H221V71H215V69H217L218 67V69H220V67H221V69L220 70H223L222 68H225V67H222V66H230L231 64H229V63H233L232 61H234L235 60V58L234 57H236V56H240V57H237L238 58V60L239 59H241V55L243 56L245 53V55H246V57H247V59H248V61L249 62H251L252 61V63L254 62L253 61V59L254 58H252L251 59V57L254 55V53H256V52H250V54L249 55H251L252 54V56L251 57H249V56H247V53H248V51H250V49H247V45L249 44V42H250V40L249 39H251L250 37L252 36V37H257V39L259 38L258 36H261V35H255L254 36V34H256L255 33V31L257 30V28H259V25H258V23L260 22L261 24H262V21H264V19H261L260 17H258L259 18V20H261V21H259V20H257L256 19V15L258 16H263L262 18H264V0H185V1H183V0H105L104 2H102L101 0H93L92 2H89ZM126 1V2H125ZM9 2H11L10 0L8 1V3L6 2L4 5L6 6V4L7 5H9L10 6V4H9ZM12 2H13V4L15 3V1H13L12 0ZM28 2H30V0L28 1L27 0V2H24V4H26V3H28ZM61 2H62V0H61ZM67 2V1H66ZM81 2V1H80ZM2 3V4H1ZM23 3V2H22ZM36 3L34 4V5H36ZM39 4L38 5H40V2H38ZM82 3V2H81ZM80 3V4H81ZM12 4V3H11ZM17 4V3H16ZM19 4H21V2L19 3ZM32 4V3H31ZM31 4H28V5H30L31 6ZM51 4V3H50ZM49 4V5H50ZM59 4V3H58ZM62 4H64L63 2H62ZM72 4H74V3H72ZM75 4H78V6H79V3H75ZM75 4L74 5H71L70 4V7L71 6H75ZM197 4V5H196ZM22 5V4H21ZM28 5H26V6H28ZM61 5V4H60ZM65 5V4H64ZM196 5V6H195ZM17 6V5H16ZM23 6V5H22ZM37 6V5H36ZM35 6V7H36ZM77 6V5H76ZM75 6V7H76ZM89 6V7H88ZM3 7V6H2ZM15 7V6H14ZM21 7V6H20ZM34 7V6H33ZM38 7H40V6H38ZM41 7H43L42 5H41ZM53 7H55L54 5H53ZM57 7V6H56ZM62 7V6H61ZM72 7V8H73ZM29 8H31V7H29ZM37 8V7H36ZM59 9H60V6L58 7ZM72 8H71V11H69V12H72ZM101 8V13H100V11H99V9ZM19 9V8H18ZM23 9V8H22ZM24 9H25V6H24ZM24 9L23 10H21V11H24ZM26 9H28L27 7H26ZM33 9H35V8H33ZM45 9H43L42 8V10H44L45 11ZM56 9V8H55ZM67 9V8H66ZM77 9L79 10V7L78 8H76V11H77ZM29 10V13L30 12H32V10L30 11V9H28ZM28 10H25L24 12H26V11H28ZM52 10H54V9H52ZM57 10V9H56ZM91 10V11H90ZM48 11V10H47ZM47 11H45V12H47ZM63 11V10H62ZM62 11H60V12H62ZM99 11V12H98ZM122 12L123 13V11L127 14V19L126 18H124V17H122V16H120V18H119V20H118V16H117V14H119L118 12ZM16 12V11H15ZM22 13V14H25V13ZM44 12V13H45ZM49 12H50V14H49ZM51 12L52 11H48V14L47 15H51ZM58 12V11H57ZM59 12V13H60ZM79 12V11H78ZM107 12V13H106ZM72 13H75L74 15L76 16V15H79V16H77L76 18H79L81 15L80 14H82V13H77V12H72ZM77 13V14H76ZM98 13H100V14H98ZM133 13V15H131ZM12 14V13H11ZM17 14V13H16ZM27 14V13H26ZM46 14V13H45ZM54 14V13H53ZM53 14H52V17H53ZM7 15V14H6ZM37 15V14H36ZM44 15V14H43ZM65 15V14H64ZM68 15H70V17H71V13H68L67 15H65V17L66 16H68ZM73 15V14H72ZM20 16H21V14H20ZM32 16V15H31ZM56 16H57V14H56ZM55 16V17H56ZM58 16H59V14H58ZM57 16V17H58ZM98 16V17H99ZM236 16L238 17L237 18V23H238V25H240V26H243V31L240 33V34H235L234 33V31H235V29H236V27L237 26H235L234 27V25L236 24H234L233 22H234V20L236 19ZM18 17V16H17ZM44 17V16H43ZM51 17V16H50ZM60 17H61V15H60ZM63 17V16H62ZM74 17V16H73ZM89 17H87L86 16V18H89ZM108 17H109V20H108ZM121 17L122 18H124V20L122 19V20H120L121 19ZM125 17H126V15H125ZM8 18V17H7ZM10 18V17H9ZM42 18V17H41ZM45 18V17H44ZM47 18V17H46ZM59 18V17H58ZM67 18V17H66ZM65 18V20H67ZM81 18H84V15H83V17H81ZM91 18V20H92V22H93V16L92 17H90ZM89 18V19H90ZM48 19H50L49 17H48ZM54 19H56V18H54ZM53 19V20H54ZM60 19H62V18H60ZM57 20L58 22L59 21H61V20ZM88 19V20H89ZM5 20H7V19H5ZM51 21H53L52 19H50ZM63 21L62 22H64V19H62ZM85 21H86V19H84ZM2 20H0V22H1ZM18 21V20H17ZM51 21H49L48 20V22H51ZM90 21V20H89ZM89 21H87V23L89 22ZM44 22H47V20H45L44 19ZM98 22L96 21V24H98ZM6 23V22H5ZM5 23H3V24H5ZM61 23V22H60ZM90 24H92L91 23V21L89 22ZM89 23H88V25H89ZM94 23V22H93ZM189 23H192L193 25H192V28H193V31L192 32H190L189 31V29H188V27H187V25L189 24ZM259 23V24H260ZM18 24V23H17ZM63 24V23H62ZM48 25V24H47ZM49 25H52V22L51 23H49ZM56 24H54L53 25V27L55 26ZM60 25V24H59ZM59 25L57 26V27H59ZM95 25V24H94ZM263 25V24H262ZM261 25V26H262ZM2 25L0 24V27H1ZM24 26H25V24H24ZM55 26V27H56ZM61 26V25H60ZM63 26V25H62ZM92 26H93V24H92ZM95 26H98V25H95ZM2 27H4V26H2ZM2 27L0 28V29H2ZM52 27V26H51ZM50 27V29L51 30H53L52 28ZM55 27H54V29H55ZM90 27V26H89ZM88 27V28H89ZM94 27V26H93ZM93 27H91V28H93ZM263 28H264V25L262 26ZM60 28V27H59ZM90 28V29H91ZM95 28V31H94V33H97L96 32V27H94ZM246 28L248 29V31L246 30ZM252 28V29H251ZM261 28V27H260ZM26 29V28H25ZM58 29V28H57ZM61 29V28H60ZM249 29H251V30H249ZM19 30V29H18ZM93 30V29H92ZM92 30H88V31H92ZM255 30V31H254ZM261 30H262V28H261ZM261 30L259 29V31L261 32ZM58 31H59V29H58ZM57 31V33H59ZM87 31V30H86ZM258 31V30H257ZM258 31V32H259ZM263 31V30H262ZM56 32V29L54 30V33ZM60 32H61V30H60ZM93 32V31H92ZM100 32H101V30H100ZM247 32V33H246ZM264 32V31H263ZM263 32H262V37L264 38V36H263ZM56 33V34H57ZM89 32H87V34H88ZM91 33V32H90ZM105 33V32H104ZM103 33V34H104ZM254 33V34H253ZM55 34V35H56ZM91 34H93V33H91ZM91 34H90V37H91ZM98 34V33H97ZM259 34H261V33H259ZM53 35V34H52ZM55 35H53V36H55ZM69 35V34H68ZM96 35V34H95ZM69 36H72V34L71 35H69ZM97 37L99 36V35H96ZM63 37H64V35H63ZM89 37V38H90ZM97 37H94L93 35H92V39L94 38H97ZM256 37H255V41H257L256 40ZM65 38H67V36H65ZM69 38V37H68ZM99 38V37H98ZM103 38V39H102ZM171 39L172 41L169 43V44H173L174 45V47H172V46H168V41H167V39ZM72 39V38H71ZM70 39V40H71ZM88 39V38H87ZM94 39L91 41V42H93L94 41ZM253 39V38H252ZM251 39V43L254 41V39L252 40ZM260 39V38H259ZM262 39V38H261ZM260 39V40H261ZM69 40V39H68ZM96 40V39H95ZM89 41V40H88ZM249 41V42H248ZM262 41H263V39H262ZM261 41V44H263L262 46L261 45H258V46H260V47H262V50H264L263 49V46H264V43ZM3 42V41H2ZM7 42V41H6ZM90 43V42H89ZM94 43V42H93ZM93 43H90V44H93ZM249 44L250 45V47H251V51H253V50H256V49H252V44ZM254 44L255 43H257V44H259L260 42H253ZM165 44H167V45H165ZM253 44V45H254ZM256 44V45H257ZM6 45V44H5ZM96 45V46H95ZM249 45H248V48H249ZM89 46V45H88ZM92 46V47H93ZM98 46H100V45H98ZM255 46V45H254ZM253 46V47H254ZM91 47V46H90ZM90 47L88 48V49H90ZM239 47V51H238V53H240V55L238 54V55H236L235 53H237L236 51V49ZM256 47V46H255ZM259 47V48H260ZM173 48H175V50H176V52L173 50ZM6 49V48H5ZM5 49H3L4 51L3 52H1L0 53V57H3L4 56V58L6 59V55H9L8 54V51L7 50H5ZM7 49H8V47H7ZM242 50V52H241V50ZM9 50V49H8ZM174 51V53H176L175 55H178L177 57H179L178 59H175V56L173 55L174 53H173V51ZM236 50V51H235ZM262 50H260L259 49V51H262ZM91 51V50H90ZM172 51V55H173V59H170V57L172 56V55H169V54H171L170 52ZM234 51H235V53H234ZM258 51V50H257ZM258 51V52H259ZM88 52H89V50H88ZM90 53V52H89ZM89 53H87L86 52V55H88V56H92V55H89ZM91 53V54H92ZM242 53V54H241ZM262 53H263V51H262ZM258 54H260V53H258ZM88 56L86 57V56H84V58L85 59H87L88 58ZM256 56V58H257V56L258 55H255ZM261 56V54L259 55V57ZM9 57V56H8ZM125 57H127L128 59V61H126V58ZM176 57V58H177ZM245 57V58H246ZM251 59V60H249V58ZM262 57H264V56H262ZM262 57H260L261 59H262ZM10 58V57H9ZM9 58H8V60H9ZM14 57H12L11 59H13ZM90 58V57H89ZM122 58L124 59L125 58V60H122ZM233 58V59H232ZM237 58H236V60H237ZM15 59V58H14ZM90 59H92L93 60V57L92 58H90ZM232 59V60H231ZM242 59H243V57H242ZM258 59V58H257ZM7 60V59H6ZM88 60V59H87ZM209 60L210 61H212L213 62V64H211V65H213V68H214V70H210V73H211V75H212V73L213 74H215V72H217L214 76H212L213 77V81H216L217 80V82H221L219 85H220V87H219V85H218V83L217 84H213V85H215V86H211V84L212 83H214V82H212L211 84H210V80L212 79V77L210 78V73L209 74H207L209 77H208V79H209V81L210 82H207L205 79V81L208 83V84H210V91L208 92L207 91V86H206V84H205V89H203V88H201L202 90H198V92H199V97H202V100H203V102H207L206 104H204V103H202V105L200 104L201 103V101L199 102V106L197 107V104H198V100H196L195 101V103L193 102H191L192 100L190 99V96H191V93H192V95H193V93H194V95L193 96H195L196 95V91L195 92H193L192 90L195 88L196 90H197V86H201L200 84L199 85H197V86H195L196 84H197V81H198V79H201V80H203L202 78H205L206 76V73H208V71L206 72V73H204V76L202 77V75L203 74H201V72H199V71H201V69H199L198 70V68L201 66V65H203V63L205 64V62L207 61V65L205 64V66L203 65V67H205V69H207L208 68V70H209V68L210 67H206V66H209V64H208V62H209ZM264 60V59H263ZM0 61H2V59L0 60ZM4 61V60H3ZM2 61V62H3ZM90 61V60H89ZM88 61V62H89ZM100 61V62H101ZM123 61V62H122ZM258 61H259V59H258ZM262 61V60H261ZM5 62V61H4ZM84 62V61H83ZM82 62V63H83ZM93 62V61H92ZM110 62V63H109ZM112 62V63H111ZM237 62V61H236ZM260 62V61H259ZM6 63H10V62H6ZM86 63V65L85 66H87V62H85ZM101 63V64H102ZM240 63H241V60H240ZM239 62H238V64H240ZM246 64H247V62H245ZM95 64V63H94ZM108 64H110V66L108 65ZM237 64V63H236ZM236 64H234V65H236ZM237 64V65H238ZM257 64H259L260 66L261 65H263L264 64V61H263V64L261 63H258L257 62ZM74 65V64H73ZM80 67H81V62H80ZM111 65H112V67H111ZM210 65V66H211ZM258 65V66H259ZM1 66H3V64L1 65ZM1 66H0V68H1ZM84 66V65H83ZM89 66V65H88ZM108 66H109V68H112V70L111 71H106V70H109V69H107L108 68ZM113 66H114V68H113ZM197 66H199V67H197ZM239 66V65H238ZM237 66V67H238ZM254 66L255 65H253V68H254ZM259 66V68L261 69V67ZM4 67V66H3ZM6 67H7V65H6ZM117 69H116V68ZM120 68V71L118 70L119 68ZM212 67V66H211ZM231 67H233L232 65H231ZM236 67V66H235ZM256 68H257V65L255 66ZM250 68H252L251 66H250ZM256 68L255 69H253V70H256ZM67 69V68H66ZM88 69V68H87ZM86 68L84 69V70H87ZM203 69V68H202ZM205 69H203V70H205ZM217 69V70H218ZM229 69V68H228ZM227 68L226 69H224V71L226 70V74L230 71H228L227 72V70H228ZM231 69V68H230ZM238 69H239V67H238ZM1 70V69H0ZM114 70V71H115ZM119 72H121V70L123 71V75H125V76H122V74L121 73H118V71ZM236 69L233 67V74L236 72L235 71ZM252 70V72L254 73V71ZM75 71V70H74ZM87 71H90V70H87ZM206 71V70H205ZM213 71V72H212ZM215 71V72H214ZM223 71V72H224ZM232 71V70H231ZM231 71L229 72V73H231ZM235 71V72H234ZM238 71V70H237ZM259 71V69L257 70V72ZM261 71V70H260ZM260 71H259V73H260ZM9 72H10V69H9ZM64 72V71H63ZM73 72V71H72ZM78 72V71H77ZM105 72H107L106 74H107V77L105 76L106 74H105ZM222 72V73H223ZM249 72H251L250 70H249ZM264 72V71H263ZM0 73H1V71H0ZM7 73H8V71H7ZM32 73V72H31ZM71 73V72H70ZM89 73H91V72H89ZM125 73V74H124ZM203 73V72H202ZM225 73V72H224ZM231 73V74H232ZM256 73V72H255ZM259 73H257V74H259ZM262 73V72H261ZM260 73V75H263V74H261ZM2 74H3V72H2ZM75 74V73H74ZM74 74H73V76H74ZM86 75H87V72L85 73ZM112 74V73H111ZM110 74V75H111ZM113 74L115 75V72H113ZM121 74V76H119ZM201 74V75H200ZM231 75V77L233 76L234 77V75ZM237 74V73H236ZM250 74V73H249ZM61 75H63V73L61 74ZM93 76L94 77V75L95 74H90L89 76ZM113 75V78L115 77L116 78V76L117 75H115L114 76ZM259 75V76H260ZM19 76H20V74H19ZM32 77L30 74H28V77ZM79 76V75H78ZM81 76V75H80ZM88 76V77H89ZM201 76V78H199ZM219 76V75H218ZM230 76V75H229ZM251 76V75H250ZM250 76H247L248 78H251L252 80V82H253V78L254 77H250ZM253 76V75H252ZM255 76V75H254ZM11 77V76H10ZM27 77V79H26V81H28L27 83H29V81L30 80H32L31 78H28ZM61 77V76H60ZM66 77V76H65ZM68 77H70L69 75L67 76V78L66 79H68ZM96 77V78H97ZM112 77V76H111ZM227 77V76H226ZM233 77H232V80H233ZM247 77H245V79L247 78ZM257 77V76H256ZM261 77H264V75L263 76H261ZM3 78H5V77H3ZM64 75H63V77L61 78L63 81H65L64 79ZM76 78V77H75ZM90 78V77H89ZM107 78V79H106ZM114 78V79H115ZM175 78L178 80V83L175 81ZM207 78V77H206ZM216 78H217V75H216ZM6 79V78H5ZM73 79V80H72ZM72 82L71 83H73V82H77V81H74L75 79L72 77ZM78 79V78H77ZM82 79L85 81V82H87V80H85V78H83V76H82ZM95 79V78H94ZM120 79V80H119ZM223 79V78H222ZM231 78L229 77V79L228 80H230ZM234 79H236V77H234ZM255 79H257V78H254V81H255ZM260 79V78H259ZM89 80H92V79H89ZM97 80H100L99 78L97 79ZM112 79H110V80H108L109 82L111 81ZM116 80V79H115ZM182 80V81H181ZM228 80H226L225 81V78H224V81H225V84H226V82L228 81ZM244 80V79H243ZM247 81L245 82V83H247L248 82V79H246ZM258 80V79H257ZM261 81H262V79H260ZM263 80H264V78H263ZM10 81H12V80H10ZM10 81L8 82V83H10ZM14 81V80H13ZM12 81V82H13ZM26 81H25V83H26ZM59 81V80H58ZM61 81V80H60ZM68 81H69V79H68ZM82 81V80H81ZM117 81V82H118ZM181 83H180V82ZM204 81V82H205ZM251 81L250 82H248L249 84H244L243 86H247V88H243L244 90H246V89H248V87L250 88L251 87V89L250 90H255L256 91V89L258 88L259 89V85H261V83H258L259 85L257 86V87H255L256 85H257V83H256V85H254L253 83V85H254V87L256 88V89H254V87H252L253 85L251 84L250 85V83H251ZM67 82V81H66ZM65 82V85L67 84ZM83 82V81H82ZM89 82V81H88ZM94 82H96V81H94ZM98 82V81H97ZM100 82V81H99ZM109 82H107V84L109 85ZM113 84L114 85H116L115 84V82L116 81H114L113 80ZM199 82H201L200 80H199ZM198 82V83H199ZM243 82V81H242ZM260 82V81H259ZM263 82V81H262ZM1 83V82H0ZM2 83H4V82H2ZM60 83H64V82H60ZM71 83H70V85H71ZM77 83H79V82H77ZM84 83V82H83ZM100 83V84H101ZM110 83H112V82H110ZM122 83H123V81H122ZM155 83V84H154ZM216 83V82H215ZM24 84V83H23ZM31 84V83H30ZM82 84V83H81ZM90 85H92V83H89ZM95 84V83H94ZM104 84V83H103ZM102 84V85H103ZM106 84V83H105ZM153 84H154V86H156V88L158 89V86L160 87V88H167V91H163L162 89H160V91L157 93L156 91L157 90H155L154 89V86H153ZM204 84V83H203ZM224 84V85H225ZM8 84H6L4 87H6ZM58 85V84H57ZM62 85V84H61ZM61 85H59L60 87H61ZM68 85V84H67ZM75 85V84H74ZM108 85H103V87H110V86H108ZM113 85V86H114ZM118 85V84H117ZM250 85V86H249ZM1 87H2V85H0ZM10 86V85H9ZM59 86H58V88H59ZM64 86V85H63ZM62 86V87H63ZM119 86V85H118ZM118 86H116V87H118ZM124 88H123V87ZM153 86V89H154V92L152 91L153 89H151V87ZM223 86V85H222ZM226 86V85H225ZM225 86H223V88L225 87ZM14 87V86H13ZM13 87H11V88H13ZM16 87V86H15ZM56 87V86H55ZM72 87H73V85H72ZM79 87V86H78ZM132 89H131V88ZM208 87H209V85H208ZM212 87V88H211ZM242 87V86H241ZM261 87H262V85H261ZM260 87V92H258L257 93V95H256V92H254L255 93V96H258V94H260L261 93V90L262 89H264L263 87L261 88ZM58 88H56L55 89V91L57 92V90H58ZM68 88V87H67ZM70 88V87H69ZM68 88V89H69ZM76 87H74V89H75ZM93 88V87H92ZM114 88V87H113ZM227 88V87H226ZM6 89V88H5ZM4 89V90H5ZM10 89V88H9ZM21 89V88H20ZM26 89V88H25ZM63 89H64V92L65 91H68V89L66 90L64 87H63ZM63 89H61V90H63ZM73 89V88H72ZM73 89V90H74ZM79 89V88H78ZM78 89H75V91H77V92H74V93H78ZM106 89V88H105ZM104 89V90H105ZM108 89L109 88H107L106 89V91H108ZM150 89V90H149ZM164 89V90H165ZM221 89V90H220ZM227 89H229L230 90V92L231 91H233V90H231L230 89V85L228 86V88ZM243 89H240V91L239 90H237V91H239V92H241V90H243ZM257 89V90H258ZM61 90H58V91H61ZM73 90H69L68 92H71V91H73ZM87 90V89H86ZM110 90H111V88H110ZM113 90H115V88L113 89ZM113 90H111V91H113ZM225 89H223V91H224ZM243 90V91H244ZM9 91V90H8ZM25 91V90H24ZM92 91V90H91ZM95 91V90H94ZM119 91V92H118ZM218 91H220V92H218ZM226 91H228V90H226ZM226 91H224L225 93H227L226 94V98H227V95L229 94V92H226ZM249 91V90H248ZM263 92V95H264V90H262ZM83 92V91H82ZM113 92H115V91H113ZM156 92V93H155ZM206 92H208V93H206ZM224 92L222 93V94H224ZM239 92H238V94H239ZM245 92V91H244ZM4 93V92H3ZM6 93V92H5ZM73 93V94H74ZM80 93V92H79ZM233 93V92H232ZM248 92H245L244 94H243V97H242V93L240 94V95H237V92L235 93V95L236 96H233L234 98H243V100H244V98H246V99H248L249 97H250V95H248L247 94ZM252 93V92H251ZM250 93V94H251ZM262 93L259 95L260 97H261V95H262ZM13 94H15L14 92H13ZM57 96H58V94H60L61 95V92L59 93V92H57V93H55ZM64 96H66L67 97V95L66 94H68V93H62ZM103 94V93H102ZM101 94V95H102ZM134 94V95H133ZM206 94H208L207 95V97H209L208 99H207V97H205V101H204V99H203V97L204 96H206ZM247 94V95H246ZM55 95V96H56ZM58 96V97H63V98H66V97H64V96ZM68 95H70V93L68 94ZM76 95V94H75ZM98 95V94H97ZM197 95H198V93H197ZM196 95V96H197ZM225 95V94H224ZM224 95H221L222 97L224 96ZM233 95H234V93H233ZM248 97H246V96ZM251 95H253V94H251ZM263 95H262V97H263ZM109 96H110V94H109ZM193 96L191 97V98H193ZM231 96H232V94H230L229 95V97L231 98ZM245 96V97H244ZM9 97H10V95H9ZM12 97H14V96H12ZM69 97H73L72 95H70V96H68V98ZM75 97V96H74ZM74 97H73V99L72 98H69V99H67V100H65V99H63V101H62V103H61V106L60 105H58V102H57V105L60 107V109L61 110H65V111H71V112H73L74 114H81V113H86V114H88V115H90V116H95V118L99 121V123L101 124V126H102V128L107 132V137L108 138H110L111 136H108V134H109V131L107 130L108 129V127H107V129H106V123L108 124V123H110V121L108 122L107 121V119H109V113H111L112 111H113V108L115 107L114 106V100H112V98H107V100L105 99V107H106V112L105 113H103V114H97L95 111H94V109H92L90 106H85V105H82L83 103H84V101H83V103L81 104V103H78V102H81V101H77L76 102V100H77V98H75L74 99ZM81 97V96H80ZM86 97V96H85ZM225 97V96H224ZM228 97V98H229ZM251 97H254V96H251ZM261 97V98H262ZM3 98V97H2ZM7 98V97H6ZM104 98V97H103ZM188 99L187 101H186V105L184 104V102H185V100L183 101V103H182V106L183 105H185L186 107H188L189 108V110H191V112L190 113H187L186 111H187V109L185 108V110H182V109H180L179 107H180V105H178L179 103H178V101H182L183 99ZM215 98H217V96L215 97ZM242 98L241 99H238V101H236V99L233 101V103L235 104V107H236V105L239 103V101L241 100V101H243L242 100ZM264 98V97H263ZM262 98V99H263ZM4 99V98H3ZM79 99V98H78ZM87 99V98H86ZM124 99V100H125ZM180 99H182V100H180ZM196 99H198V96H197V98ZM218 99V98H217ZM219 99H220V97H219ZM225 99V98H224ZM223 99V102H218V103H220L219 105H221V103H223L222 104V107H223V105H224V102H225V100ZM102 100H104V99H102ZM115 100H117V99H115ZM193 100H195V97L193 98ZM209 100V102H211V104L210 105H208V108L205 106V108L204 109H208V110H210L209 109V106H211V107H213V104L214 103H212V102H214V101H216V99L215 100ZM222 100V99H221ZM228 100V102H229V99H227ZM256 100H258L257 98H255L254 97V99H253V101L252 100H250V103L248 102V101H246V102H248L249 104H252V106L254 105L253 103H255V101ZM96 101V100H95ZM99 101V100H98ZM122 101V100H121ZM125 101H128L129 102V100L127 99V100H125ZM218 101V100H217ZM264 101V100H263ZM3 102V101H2ZM60 102V101H59ZM85 102H87V101H85ZM196 102H197V104H196ZM227 102V101H226ZM230 102H232V100L230 99ZM238 102V103H237ZM246 102H245V104H246ZM253 102V103H252ZM259 104H260V106H261V103L259 102V101H257ZM256 102V105H258V103ZM101 103V102H100ZM122 104H123V102H121ZM218 103H217V105H215L216 107L218 106ZM233 103H227V104H229L228 106L230 107V105L231 104H233ZM244 103V102H243ZM246 104V105H248V106H246L247 108H248V110H246L245 109V112L246 111H248L249 112V109H250V106H249V104ZM87 104V103H86ZM98 104V103H97ZM103 104V103H102ZM116 104V103H115ZM122 104L121 105H117L118 107L119 106H121L122 107ZM180 104H181V102H180ZM196 104V105H195ZM215 104H216V102H215ZM240 104V103H239ZM238 104V106H242L243 107V105H239ZM3 105H4V103H3ZM55 105H56V102H55ZM91 105V104H90ZM129 105H131L130 103H129ZM256 105H255V108H257L256 107ZM263 105V104H262ZM104 106V105H103ZM126 106V105H125ZM132 106V105H131ZM179 106V107H178ZM181 106V107H182ZM184 106V107H185ZM228 106H226L227 107V109L229 110L231 107H234V106H231L230 108H228ZM245 106H244V108H245ZM260 106L258 105V107L260 108ZM5 107V106H4ZM130 107V106H129ZM128 107V108H129ZM166 107V108H165ZM184 107H182V108H184ZM196 107H197V109H196ZM221 107V106H220ZM235 107H234V109H235ZM241 107V108H242ZM262 107V106H261ZM120 108V107H119ZM118 108V109H119ZM125 108H127V107H125ZM190 108H192V109H190ZM214 108L215 107H213V109L212 110H214ZM239 107H237L236 108V110L235 111H238L239 113L240 112H243L244 113V108H243V110L240 108V110L238 109ZM253 108H254V106L251 108V110L253 111ZM254 108V109H255ZM263 109H264V107H262ZM54 109H56V108H54ZM203 108H201V110H202ZM203 109V111H200V113L202 112V116H204L205 115V118H206V114L207 113H205L206 111ZM215 109H217V108H215ZM231 109H233V108H231ZM231 109L229 110L230 112H231ZM238 109V110H237ZM49 110V109H48ZM47 109H46V111H48ZM57 110V109H56ZM102 110H103V107H102ZM135 110V111H136ZM164 110V111H165ZM169 110L171 111V109L169 108ZM189 110H188V112H189ZM197 110V111H196ZM226 110V109H225ZM99 111V110H98ZM116 111V110H115ZM114 111V112H115ZM132 111H134V109L132 110ZM134 111V112H135ZM182 111H185V113L184 114H182ZM211 111V110H210ZM218 111H220L221 113L224 111L223 109H222V111H221V109L219 110L218 109ZM235 111H234V113H235ZM251 111V112H252ZM257 111V110H256ZM255 111V114L257 113V115H262L263 113V111L261 112V114H258V113H260V112H256ZM52 112V111H51ZM55 112V111H54ZM53 112V113H54ZM59 112H60V114H59ZM58 112V114L59 115H55V116H58L57 118L56 117H54V116H52L51 114V116L53 117L52 119H50V117L48 118L47 116H46V112H42L41 114H39L38 116H35V117H28V118H22V121L24 122V121H28V120H31L32 118H36L37 120H38V123L39 124H41L40 126H47V125H53V124H55V122L56 121H58V123L62 120L63 122H64V118L63 117H61L62 116V113H64V112H62V111H59ZM117 112V111H116ZM133 112V113H134ZM137 112V111H136ZM166 112V111H165ZM164 112V113H165ZM172 112V111H171ZM197 112V113H196ZM203 112L205 113V114H203ZM212 112V111H211ZM213 112H216V110L215 111H213ZM230 112H228L229 114H230ZM248 112H246V114H248ZM48 113H49V111H48ZM123 113H124V111H123ZM131 114L130 113V116L129 115H127V118L125 117L123 120V122H121V124H124V127H125V129L126 128H130V127H128L129 125H134L135 126V124H136V122L133 120L134 119V116L133 115H135V114ZM168 113V112H167ZM196 113V114H195ZM200 113L199 114H197V115H199L200 117H201V115H200ZM209 113V112H208ZM224 113V112H223ZM222 113V114H223ZM226 114H227V116H228V113H227V110H226V112H225ZM234 113L233 112H231V115L230 116H232V114L234 115ZM253 113V112H252ZM116 114V113H115ZM137 114V113H136ZM169 114V113H168ZM173 114H174V112H173ZM192 114V118L197 122V120H199L197 123H198V126H199V124L201 123V119H200V117L199 116H196L197 117V120H196V117H193L194 115ZM213 114V113H212ZM211 114V115H212ZM216 114H217V116L216 117H219V115H220V113L219 112H216ZM216 114H214L213 116L215 117V115ZM219 114V115H218ZM241 115H242V113H240ZM112 115V114H111ZM111 115H110V117H111ZM118 115V114H117ZM124 115V114H123ZM172 115V113L170 114V116ZM177 115V116H176ZM209 115H210V113H209ZM209 115H208V118H209ZM225 115V114H224ZM236 115H237V113H236ZM253 115H254V113H253ZM119 116V115H118ZM129 116V117H128ZM132 116H133V118H132ZM137 115H135V118H136V120H137V117H139L140 118V116H137ZM147 116V115H146ZM149 116V117H150ZM163 116H165V115H163ZM163 116H162V118H163ZM166 116H169V115H167L166 114ZM170 116H169V118H170ZM221 116V118H222V116L223 115H220ZM238 116V115H237ZM237 116H232L233 118L235 117V120L237 119ZM145 117V116H144ZM148 116H147V118H149ZM150 117V118H151ZM157 117V118H158ZM199 117V118H198ZM211 117V116H210ZM229 117V116H228ZM239 117V116H238ZM250 117V116H249ZM254 117H256L257 118V116H254ZM260 117V116H259ZM264 116L262 115V118H263ZM87 118V117H86ZM86 118H84V119H86ZM112 118H114L113 116L110 118V119H112ZM138 118V119H139ZM146 118V117H145ZM146 118V119H147ZM162 118H158V119H156V118H154V119H156V120H160V121H162L163 123H165V124H168V123H166L167 121H165V120H168V119H165L164 121H163V119ZM166 118V117H165ZM186 118V117H185ZM189 118V117H188ZM186 118V123H188L187 122V120L189 121V119H191V121L190 122H193L194 120L192 119V118ZM205 118H203V119H205ZM220 118V119H221ZM223 118H226V116L224 117L223 116ZM239 118H241V117H239ZM242 118H244V117H242ZM241 118V119H242ZM251 118V117H250ZM250 118H247V120H246V118L244 119V121H248V120H250ZM261 118V117H260ZM260 118H257V119H260ZM261 118V119H262ZM116 119V118H115ZM114 119V120H115ZM152 119V118H151ZM183 119H184V117H183ZM213 119V118H212ZM252 119H253V117H252ZM252 119H251V122H252ZM256 119V120H257ZM145 120V119H144ZM153 120V119H152ZM151 120V121H152ZM181 120H182V118H181ZM185 120V119H184ZM193 120V121H192ZM214 121H216L215 120V118L213 119ZM213 120H211V121H213ZM222 120V119H221ZM228 120V121H227ZM227 120L225 121L226 123L228 122H230V120H232L231 121V123L232 122H234V119H232V118H230V120H229V118H227ZM255 120V119H254ZM34 121V120H33ZM112 121V123L114 122L113 120H111ZM139 121V120H138ZM150 121V120H149ZM169 122H170V119L168 120ZM206 121H208V120H206ZM206 121H202L203 123H201L202 125L201 126H205V125H203L204 124V122H206ZM210 121V120H209ZM208 121V122H209ZM210 121V123H212ZM220 121V120H219ZM238 121V120H237ZM242 120H240L239 119V123H243V124H245V125H242V126H245V128H246V130H249L247 127L249 126V124L251 125V127L253 128V122L255 123V121H253L252 122V124L250 123V122H246V123H244V122H241ZM258 121V120H257ZM257 121H256V124H257ZM82 122H84V121H82ZM88 122V121H87ZM154 122H158V121H155L154 120ZM207 122V123H208ZM223 120L221 121V122H217V123H222L221 124V126L223 125ZM224 122V123H225ZM261 122H262V120H261ZM260 122V123H261ZM22 123V122H21ZM21 123H20V125H21ZM81 123V122H80ZM143 123H146V122H143ZM153 123V121L151 122V124ZM162 123V124H163ZM181 123H183V120H182V122ZM209 123V124H210ZM227 123V124H228ZM231 123H229L230 124V127L234 124V125H238L237 123H233L232 125H231ZM259 123V122H258ZM27 124V123H26ZM29 124V123H28ZM83 124V123H82ZM115 124H117V123H115ZM114 124V125H115ZM119 124V123H118ZM120 124V125H121ZM138 124H140V121L138 122ZM142 124V123H141ZM140 124V125H141ZM156 124H158V123H156ZM156 124H155V126H156ZM164 124V125H165ZM192 124V123H191ZM194 124H196V123H194ZM208 124V125H209ZM213 124L215 125L214 127H217V125H219V124H215L214 122L211 124L212 126L211 127H213ZM229 124L227 125V126H225L224 127V130H226V133H227V131L230 129L229 128ZM256 124H254V125H256ZM263 124V123H262ZM10 125V124H9ZM25 125V124H24ZM106 125V126H105ZM111 125V124H110ZM113 125V126H114ZM153 125V124H152ZM160 125H161V123H160ZM193 125V124H192ZM207 125V124H206ZM207 125V126H208ZM233 125V128L235 129H237V128H239L240 129V131H241V129H243L242 128V126L241 125H239L240 127H235ZM258 125V124H257ZM256 125V126H257ZM6 126V125H5ZM5 126H4V128H5ZM12 126V125H11ZM38 126V125H37ZM62 126V125H61ZM60 126V127H61ZM122 126V125H121ZM142 126V125H141ZM148 126H150V125H148ZM158 126V125H157ZM162 126V125H161ZM166 126V125H165ZM168 127H169V125H167ZM178 126H181V127H178ZM201 126L200 127H198V128H201ZM207 126H205V128L207 127ZM221 126L219 125V128H221ZM259 126H260V124H259ZM259 126H257V128H259L258 130H259V132L261 131L260 130V127ZM262 126V125H261ZM22 127V126H21ZM57 127V126H56ZM64 127V126H63ZM83 127V126H82ZM143 127H145V129H146V125L144 126V124H143ZM160 127V126H159ZM159 127H157V128H159ZM168 127H167V129H168ZM171 127H169V128H171ZM189 128H192V126L190 127V126H188ZM187 127V128H188ZM227 127V129H225ZM250 127V126H249ZM262 127H264V126H262ZM20 128V127H19ZM25 128H27V127H25ZM38 129H39V127H37ZM42 128V127H41ZM86 128V127H85ZM112 128V127H111ZM119 128H121V127H119ZM133 128H135V127H133ZM132 128V129H133ZM137 128V127H136ZM138 128H139V125H138ZM141 128V127H140ZM148 128V127H147ZM152 128V127H151ZM194 128V127H193ZM192 128V129H193ZM195 128H197L196 126H195ZM208 128V127H207ZM233 128L231 127V130L230 131H232L233 130ZM245 128L243 129L244 131H246L245 130ZM257 128L255 127V130H256V132H255V130H250V131H252V133H253V131H254V133H257L258 131H257ZM18 129V128H17ZM43 129V128H42ZM46 129H47V127H46ZM112 129H114V128H112ZM112 129H110L111 130V133H112ZM166 129V130H167ZM212 129H214L215 130V128H211V131H212ZM29 130V129H28ZM48 130V129H47ZM46 130V131H47ZM65 130H67V128L65 129ZM79 130H81L80 128H79ZM79 130H78V132H79ZM116 130V129H115ZM119 130H121V129H119ZM126 130H128V129H126ZM135 130V129H134ZM191 130V129H190ZM195 130V129H194ZM199 130V129H198ZM197 129H196V132L198 131ZM201 131L203 130V129H200ZM209 132H211L210 131V127H209ZM208 130H206V131H208ZM223 131V132H225L223 129H217L216 131ZM262 130H264L263 128H262ZM20 131V130H19ZM18 131V132H19ZM22 131V130H21ZM45 131V132H46ZM57 131V130H56ZM122 131V130H121ZM129 131H130V129H129ZM136 131V130H135ZM151 131H153V129H151ZM158 131V130H157ZM159 131L161 132V130L159 129ZM167 131H169V130H167ZM172 130L170 129V132H171ZM173 131L171 132V134H174L173 133ZM191 131H193V130H191ZM234 131V130H233ZM242 132V133H245V132ZM249 131V134L251 133ZM25 132H27V131H25ZM30 132V131H29ZM42 132V131H41ZM69 132V131H68ZM68 132H67V134H68ZM118 132H120V131H118L117 130V134H114V136L115 135H118L119 133ZM123 132V131H122ZM121 132V133H122ZM125 132V131H124ZM123 132V133H124ZM133 131H131V133H132ZM141 131H139V133H140ZM164 132V131H163ZM170 132H167V133H169L170 134ZM195 132V133H196ZM199 132V131H198ZM204 132V130L202 131V133ZM208 132V133H209ZM235 132L236 133H238V135L240 134V132L238 131L237 132V130L236 131H234V134H235ZM248 131H246V133H247ZM264 131H262V133H263ZM21 133V132H20ZM28 133V132H27ZM39 133V132H38ZM58 133H60L61 134V132H58ZM87 133H88V131H87ZM128 133V132H127ZM135 133H137V132H135ZM151 133V132H150ZM149 133V135H151ZM185 135H184V134ZM194 133V134H195ZM200 133V132H199ZM218 133H220L221 134V136L223 137L226 133H223L224 135H222V132H218ZM231 132H228L227 134H228V138H229V136L230 137H232L233 138V136H234V134H233V136L230 134ZM240 134V135H244V134ZM254 133L253 134H250L251 135V139H252V142H251V144H253V142L255 141V140H257L258 138L257 137H255V138H257V139H255L254 141H253V139H254V137L252 138V136H254ZM30 134H32V133H30ZM37 133H35V135H36ZM59 134V135H60ZM76 134H78V133H76ZM81 134V133H80ZM113 134V133H112ZM130 134V133H129ZM133 134V133H132ZM152 134H153V132H152ZM171 134L170 135H168L167 136V138L168 137H170L171 136ZM189 134V136H190V134H191V132L190 133H188ZM193 133H192V135H191V137H189L190 138V141H189V139L187 140V137H186V139H184V140H187V142L190 144L191 142H192V140L194 139V135ZM198 134V133H197ZM207 134V133H206ZM211 134V133H210ZM210 134L208 135V138H209V136H210ZM217 134V133H216ZM220 134H219V136H220ZM260 134H261V132H260ZM6 135V134H5ZM46 135H48V133L46 134ZM64 135H65V131H64ZM72 135L74 136V133L72 132ZM87 135V134H86ZM90 135H91V132H90ZM102 135V134H101ZM137 135V134H136ZM145 135V134H144ZM144 135H142L143 137H144ZM146 135H148V130H147V132H146ZM146 135H145V137H146ZM155 135V134H154ZM161 135H163V134H161ZM181 135H184V137L181 139ZM196 135V134H195ZM200 135V134H199ZM198 135V136H199ZM203 135V134H202ZM238 135H236L235 134V136H238ZM248 135V134H247ZM257 135H258V133H257ZM256 135V136H257ZM18 136V135H17ZM16 136V137H17ZM26 136V135H25ZM69 136V135H68ZM76 136V135H75ZM80 136V135H79ZM96 136V135H95ZM121 136V135H120ZM128 136V135H127ZM127 136H123L122 135V137H127ZM132 136H134V135H132ZM165 136H166V134H165ZM173 136V135H172ZM179 136H181V137H179ZM204 136H206L205 134H204ZM212 136H214V134H212ZM212 136L210 137V138H212ZM216 136V135H215ZM214 136V139L216 138V139H218L217 137H215ZM246 136V134L243 136V137H245ZM249 136V135H248ZM0 137H1V135H0ZM27 137V136H26ZM32 137V136H31ZM39 137V136H38ZM42 137V136H41ZM53 137V136H52ZM58 137V136H57ZM70 137V136H69ZM78 137V136H77ZM87 137V136H86ZM99 137V141H100V139H103V140H101V141H104V140H106L104 137L102 138V137H100V135L98 136ZM116 137V136H115ZM115 137H113V135H112V138H113V143H115L114 141H116V140H114V139H116ZM118 137V136H117ZM122 137H120V139L122 138ZM149 137V136H148ZM155 137V136H154ZM162 137V136H161ZM174 137H175V135H174ZM173 137V140L174 139H176V137L174 138ZM221 137V138H222ZM240 137V136H239ZM247 137V136H246ZM250 137V136H249ZM258 137H260L261 139H259V140H261L259 143H257V141H255V143L257 144L255 147H254V145H255V143H254V145H253V147L251 146V144L250 145H248V146H251V148H253L252 150H251V153L249 152V150L248 149H246V148H249V147H247V145H246V147H245V149H246V151L245 152H243V151H241V149L242 148H240V146L239 147H237L236 145V147L237 148H240V151H241V153H246L247 152V150H248V152L247 153H249V154H247L249 157H251L252 159H257V161L259 162V159H260V157L262 158L263 156H264V133L262 134V136H259L258 135ZM9 138H12V137H9ZM25 138V137H24ZM29 138H30V136H29ZM33 138V137H32ZM68 138V137H67ZM80 138V137H79ZM83 139H84V137H82ZM119 138V137H118ZM131 138V137H130ZM133 138V137H132ZM136 138H138L139 139V135H138V137H136ZM150 138V140L151 139H154V138H151V137H149ZM170 138H172V137H170ZM192 138V139H191ZM197 138V137H196ZM196 138H195V140H196ZM199 138V137H198ZM197 138V139H198ZM204 138V137H203ZM203 138H202V140H201V142L203 141ZM207 138V137H206ZM220 138V139H221ZM224 139L223 140H226V135H225V137H223ZM232 138H230V139H228L227 141H230V140H232ZM237 139H238V137H236ZM235 138V139H236ZM7 139V138H6ZM31 139V138H30ZM37 138H33V139H31V140H29L28 138H25L24 140H21V142L22 143H27V141H30V143H32L33 141H34V143L37 145V140H36ZM65 139H66V136H65ZM64 139V140H65ZM69 139V138H68ZM72 139V138H71ZM74 139V138H73ZM81 139V138H80ZM79 139V140H80ZM138 139H136L137 141H138ZM140 139H141V135H140ZM159 139V138H158ZM163 139L164 138H161V140L163 141ZM213 139V140H214ZM215 139V143H216V140ZM241 139V138H240ZM243 140L245 139V138H242ZM247 139H249V138H247ZM247 139H246V141H247ZM45 140V139H44ZM62 140V139H61ZM67 140V139H66ZM65 140V142L67 143V141ZM93 140V139H92ZM108 140H110V139H108ZM118 140V139H117ZM126 139H124V141H125ZM128 140H130L129 139V137L127 138V141ZM145 140H146V138H145ZM150 140H148L149 142H150ZM173 140H171V141H173ZM194 140V141H195ZM207 141V139H204V141ZM209 140V139H208ZM234 140V139H233ZM233 140L232 141H230V142H233ZM239 140V139H238ZM7 141V140H6ZM11 141V140H10ZM14 141V140H13ZM12 141V142H13ZM17 141V140H16ZM41 141V140H40ZM90 141V140H89ZM100 141V142H101ZM121 141H122V139H121ZM126 141V142H127ZM155 141H157V139H155ZM170 141V140H169ZM170 141V142H171ZM193 141V142H194ZM199 141H200V139H199ZM203 141V142H204ZM205 141V142H206ZM211 141V140H210ZM219 141V140H218ZM221 141V140H220ZM219 141V142H220ZM251 141V140H250ZM5 142V141H4ZM49 142V141H48ZM64 142V141H63ZM64 142V143H65ZM100 142H95L94 143V151H99V150H101V144H100ZM106 141H104V143H105ZM108 142H112V139H111V141H108ZM118 143H120L119 142V140L117 141ZM144 142V141H143ZM147 142V141H146ZM145 142V143H146ZM149 142H147V143H149ZM173 142H175L176 143V140H174ZM172 142V143H173ZM197 142V144H198V140L196 141ZM196 142H194V143H196ZM212 142H214V141H212ZM225 143H227L226 141H224ZM234 142H236L235 140H234ZM238 142V141H237ZM1 143H3L2 142V140H1ZM22 143L21 144H19L18 145V155H20L21 156V158H22V160L23 161H21V162H24V164L25 163H27L28 161V159H31V157L29 156L30 155V152H31V148H29L28 149V146H23L22 145ZM39 143V142H38ZM50 143V142H49ZM48 143V144H49ZM63 143V144H64ZM71 142H69L68 144H70ZM73 144H76V143H74V142H72ZM72 143H71V145H72ZM107 143V142H106ZM140 143V142H139ZM175 143H173V144H175ZM194 143H192V144H194ZM208 143L209 142H207V145H206V147L207 146H209V147H207L208 149V151H209V149H210V152H211V149L212 148H210V145H212L211 143L208 145ZM229 143V142H228ZM239 143V142H238ZM237 143V144H238ZM241 143H243L242 141H241ZM247 142H244L243 144L245 145ZM250 143V142H249ZM42 144V143H41ZM40 144V145H41ZM121 144V143H120ZM120 144H118L119 146H120ZM127 144H128V142H127ZM129 144L131 145V142H129ZM141 144H143L142 142H141ZM140 144V145H141ZM156 144H157V142H156ZM179 144V143H178ZM183 144H186V143H184L183 142ZM188 144V145H189ZM196 144V145H197ZM199 144H201V143H199ZM206 144V143H205ZM204 143H202V145L204 146L205 145ZM218 144V143H217ZM216 144V145H217ZM234 144V143H233ZM240 144V143H239ZM13 145H14V143H13ZM46 145V144H45ZM70 145V146H71ZM110 145L112 146V147H114V144L112 145L111 143H110ZM110 145H108V144H105L104 146H107V149L108 150H111L112 149V147H111V149L110 148H108V146H110ZM149 145H150V143H149ZM176 145V144H175ZM187 145V146H188ZM201 145V146H202ZM216 145L214 144V145H212V146H214V147H216ZM228 145V144H227ZM230 145V144H229ZM228 145V146H229ZM244 145H242L241 144V146H244ZM3 146H5V144L3 145ZM8 146H10L9 144H8ZM8 146H6V147H8ZM49 146V145H48ZM59 146H61V144L59 145ZM58 146V150H59V147ZM88 146V145H87ZM118 146V147H119ZM156 146V145H155ZM158 146V145H157ZM186 146V147H187ZM193 146H195V145H193ZM202 146V150H204V149H206V147H203ZM219 146V145H218ZM223 146V145H222ZM225 146H226V144H225ZM234 146V147H235ZM52 147V146H51ZM66 147V146H65ZM74 147H76V146H74ZM84 147V146H83ZM115 147H117L116 145H115ZM114 147V149H116ZM141 147V146H140ZM182 147V146H181ZM185 147V148H186ZM189 147H192V146H190L189 145ZM189 147H187V149L189 148ZM198 147V146H197ZM196 147V148H197ZM221 147V146H220ZM219 147V148H220ZM1 149H2V146L0 147ZM47 148V147H46ZM45 148V149H46ZM50 148V147H49ZM106 147H103V149H105ZM123 148V147H122ZM127 148V147H126ZM130 147H129V145H128V148L127 149H129ZM154 148V147H153ZM170 148V147H169ZM177 148V147H176ZM176 148H174V149H176ZM180 148V147H179ZM178 148V150L179 151H181L183 148H184V145H183V148L182 149H179ZM184 148V149H185ZM194 148V147H193ZM224 148V150L226 149L225 147H223ZM230 148V147H229ZM237 148H235L236 150H237ZM8 149V148H7ZM11 149V148H10ZM65 149V148H64ZM66 149H68L67 147H66ZM72 149H74V148H70V150H72ZM84 149V148H83ZM118 149V148H117ZM119 149L121 150V148L119 147ZM124 149H125V147H124ZM127 149H125V150H127ZM135 149H138V148H135ZM146 149H147V147H146ZM158 149V148H157ZM192 149V148H191ZM195 149V148H194ZM215 148H213V150H214ZM217 149V148H216ZM4 150V149H3ZM1 151L0 152V154H2V152H4V151ZM5 150H6V148H5ZM12 150H14L13 149V147H12V149H11V151ZM51 150V149H50ZM54 150H56V149H54ZM57 150V151H58ZM92 150V151H93ZM119 150V151H120ZM140 150H142V148H140ZM156 150V149H155ZM170 150V149H169ZM188 150H190V149H188ZM207 150H204V151H207ZM212 150V151H213ZM227 153H228V147H227ZM231 148L229 149V152L230 153H228V154H231ZM234 152H235V150L234 149H232ZM7 151V150H6ZM63 151V150H62ZM65 151V155H66V150H64ZM83 151V150H82ZM86 151H88V150H86ZM103 151V150H102ZM105 151V150H104ZM104 151H103V153H104ZM117 150H115V152H116ZM130 151H132V150H130ZM129 151V152H130ZM150 151V150H149ZM172 151V150H171ZM171 151H169L170 152V154H171ZM177 151V150H176ZM215 151V150H214ZM239 151V149L237 150V152H240ZM8 152V151H7ZM69 152V151H68ZM72 152V151H71ZM74 150H73V154H74ZM108 152V151H107ZM115 152H113V153H115ZM128 152V153H129ZM133 152V151H132ZM142 152V151H141ZM168 152V151H167ZM168 152V153H169ZM172 152H175V151H172ZM183 152V151H182ZM193 152H195V151H192V153ZM197 152V151H196ZM196 152H195V155H196ZM203 152V151H202ZM218 152V151H217ZM221 152V151H220ZM236 152V153H237ZM10 153H12V152H10ZM10 153H6V154H9V155H11ZM60 152H58V154H59ZM63 153L64 152H62L61 153V155H63ZM80 154H81V152H79ZM94 153V152H93ZM103 153H99V156H102L103 155ZM117 153V152H116ZM121 153V152H120ZM124 153V151L122 150V154ZM137 153V152H136ZM152 153V152H151ZM165 153V152H164ZM180 153V152H179ZM192 153H191V155H192ZM206 153V152H205ZM213 153V152H212ZM215 153V152H214ZM222 153H224V151H222ZM222 153H220V154H222ZM226 153V152H225ZM240 153V155H242ZM4 154V153H3ZM6 154H4L5 156H6ZM90 154H92V152H90ZM110 154V153H109ZM142 154H143V152H142ZM173 154V153H172ZM187 154H188V152H187ZM207 154V153H206ZM216 154V153H215ZM217 154H219V153H217ZM232 154H234V153H232ZM4 155H3V157H4ZM13 155H15V153L13 154ZM51 155V154H50ZM57 155V154H56ZM60 155V156H61ZM69 155V154H68ZM94 155H97L96 154V152L94 153ZM93 155V156H94ZM116 155H119V154H116ZM124 155V154H123ZM139 155V154H138ZM145 155H146V152H145ZM148 155V154H147ZM149 155L151 156V154L149 153ZM157 155V154H156ZM166 155H167V157H168V155L169 154H167L166 153ZM184 156H186V151L184 150V154H183ZM188 155H190V154H188ZM197 155L199 156V152H197ZM211 155V154H210ZM214 155V154H213ZM213 155H212V157H213ZM226 155V154H225ZM19 156V157H20ZM55 156V155H54ZM70 156H71V154H70ZM104 156H107V155H104ZM110 156V155H109ZM109 156H107V157H109ZM112 156V155H111ZM121 156V155H120ZM131 156V155H130ZM129 156V157H130ZM172 156V155H171ZM180 156V155H179ZM194 155H192V157H193ZM203 156H204V154H203ZM202 156V157H203ZM222 156V155H221ZM231 156V155H230ZM229 156V157H230ZM245 156V155H244ZM243 156V157H244ZM1 157V156H0ZM3 157H2V159H3ZM14 157V156H13ZM57 157V156H56ZM63 157H64V155H63ZM73 157H75V156H73ZM107 157H106V159H107ZM116 157V156H115ZM119 157V156H118ZM118 157H117V159L115 158V160L114 161H112V165H113V162H115L116 160H118ZM126 157H128V155H126ZM128 157V158H129ZM138 158L137 159H139V157L141 158V163H142V161L144 160V159H142V156L141 155H139V156H137ZM146 158H147V160H148V157L147 156H145ZM170 157V156H169ZM181 157H182V155H181ZM189 157V156H188ZM200 157H201V155H200ZM199 157V160L200 159H202V157L200 158ZM206 157V156H205ZM214 157H216V155L214 156ZM233 157H235V155L233 156ZM238 157V156H237ZM237 157H235V158H237ZM240 157V156H239ZM238 157V158H239ZM6 158V157H5ZM15 158L16 157H14V160H13V162L15 161ZM57 158H59V157H57ZM65 158H66V156H65ZM71 158V157H70ZM88 158V157H87ZM94 158H96V157H94ZM98 158V157H97ZM95 159V160H97L98 161V159ZM103 158V157H102ZM102 158H101V160H102ZM127 158V159H128ZM144 158V157H143ZM145 158V159H146ZM155 158V157H154ZM153 158V159H154ZM176 157H174V159H175ZM193 158H195V157H193ZM196 158L198 159V157L196 156ZM209 158V160H207ZM207 159H206V162H205V160H203V161H199L200 163H201V165H199L200 166V169L202 168V167H204V168H206V169H208L209 170V168L211 167L210 166V164H209V162L208 161H210L211 159H210V156L208 157ZM219 158V157H218ZM221 158V157H220ZM228 158V157H227ZM227 158H226V160H225V162H228V161H231L229 158H228V160H227ZM234 158V159H235ZM236 159V160H239V161H241V159H243V162L245 161L244 159H248V157L246 156V158H239V159ZM1 158H0V160H2ZM6 159H8V158H6ZM10 159H12V158H10ZM54 159V158H53ZM52 159V160H53ZM61 159V158H60ZM64 159V158H63ZM67 159V158H66ZM72 159H74V158H72ZM86 159V158H85ZM104 159V158H103ZM109 159H112L111 157L109 158ZM109 159H107V161L105 162V163H109L108 161H110ZM114 159V158H113ZM131 159V158H130ZM130 159H129V161H130ZM149 159H150V157H149ZM152 159V160H153ZM174 159H171V160H174ZM177 159H179L178 158V155H177ZM182 160H183V157L181 158ZM205 159V158H204ZM214 159V158H213ZM212 159V160H213ZM216 160H217V158H215ZM222 159V158H221ZM225 158H223V160H224ZM233 159V158H232ZM233 159V160H234ZM55 160H58V159H55ZM68 160H69V158H68ZM78 160V159H77ZM82 160V159H81ZM93 160V159H92ZM105 160V159H104ZM124 160H126V159H124ZM140 160V159H139ZM139 160H136V161H138L139 162ZM151 160V159H150ZM149 160V161H150ZM166 160H168V163H170V162H172L171 160L169 161V159L167 158ZM165 160V161H166ZM176 160V159H175ZM180 160V159H179ZM184 160H187L186 158L184 159ZM183 160V161H184ZM195 160V159H194ZM215 160V161H216ZM222 160V161H223ZM235 160V161H236ZM43 161V160H42ZM54 161V160H53ZM72 161V160H71ZM121 160L119 159V161L118 162H120ZM128 161V162H129ZM144 161H146V160H144ZM144 161H143V165H145L144 164ZM157 161V160H156ZM196 161L197 160H195V163H196ZM219 160H217V162H218ZM221 161V162H222ZM234 161V162H235ZM247 161H249V160H247ZM5 162V161H4ZM6 162H8V161H6ZM12 162V161H11ZM10 162V163H11ZM19 162H20V160H19ZM59 162V161H58ZM61 162H65V161H61ZM69 162V161H68ZM89 162V161H88ZM93 162V161H92ZM118 162H116V163H114V165L115 164H117ZM131 162V165L133 166V164H132V160L130 161ZM153 162V164H154V162L155 161H152ZM179 161H177V163H178ZM180 162H181V160H180ZM193 162V161H192ZM212 163L214 162V160L213 161H211ZM217 162H215V164L217 163ZM238 161H236V163H237ZM3 163V162H2ZM1 163V164H2ZM16 163V162H15ZM53 163V162H52ZM57 163V162H56ZM122 163H124V162H122ZM121 163V164H122ZM133 163H134V160H133ZM140 163V162H139ZM149 163V162H148ZM148 163H146V164H148ZM151 163V162H150ZM173 163V162H172ZM175 163V162H174ZM176 163V164H177ZM185 162H183V164H184ZM189 163V162H188ZM187 163V164H188ZM194 163V164H195ZM211 163V165H213ZM219 163H220V161H219ZM229 163V165L231 166V163H233V161L232 162H228ZM227 163V164H228ZM235 163V164H236ZM240 163V164H239ZM239 163H237V165L239 164L240 165V167H241V163L242 162H239ZM260 163V162H259ZM5 164V163H4ZM3 164V165H4ZM8 164V163H7ZM23 164V166H25ZM59 164V163H58ZM86 164V163H85ZM120 164V163H119ZM118 164V165H119ZM136 164V163H135ZM134 164V165H135ZM156 164V163H155ZM154 164V165H155ZM158 164V163H157ZM156 164V165H157ZM171 164V163H170ZM179 164V163H178ZM178 164H177V166H178ZM186 163L183 165V170H184V168L186 167L185 165H187ZM190 164V163H189ZM218 164V163H217ZM8 165H10V164H8ZM18 165V164H17ZM29 164H27L26 166H28ZM60 165V164H59ZM112 165H111V167H109V168H113L114 169V166L112 167ZM118 165H116V166H118ZM123 165L124 164H122V169H120V173H121V170L123 171V169L125 170V167L123 168ZM126 165V164H125ZM129 165V164H128ZM127 165V166H128ZM137 166L139 165V164H136ZM135 165V166H136ZM180 165V164H179ZM191 165H193V163L191 164ZM226 165V164H225ZM229 165H227V167L229 166ZM6 166V165H5ZM62 166H64V165H62ZM72 166V165H71ZM75 166V165H74ZM89 166V165H88ZM120 166V165H119ZM132 166H130V168H132ZM136 166V167H137ZM141 166H142V164H141ZM140 166V167H141ZM147 166V165H146ZM150 166V165H149ZM168 166V165H167ZM173 167L175 166V164L174 165H172ZM171 165L169 166V167H171L172 169H173V167H172ZM180 166H182V163H181V165ZM196 166H198V163H197V165ZM222 166V165H221ZM232 166H236V165H233L232 164ZM243 166H244V164H243ZM242 166V167H243ZM245 166H248L247 164L245 165ZM14 167V166H13ZM13 167L11 168V169H13ZM18 167V166H17ZM52 167V166H51ZM55 167V166H54ZM60 167H61V165H60ZM81 167V166H80ZM129 167V166H128ZM151 167V166H150ZM152 167H153V165H152ZM152 167H151V169H152ZM156 167V166H155ZM176 167V166H175ZM179 167V166H178ZM187 167H188V165H187ZM192 167H194V166H192ZM192 167H188V169L190 168H192ZM215 168H217L216 166H214ZM224 168H226L225 166H223ZM240 167H238V170H239V168ZM15 168H16V166H15ZM14 168V169H15ZM19 168V167H18ZM23 168H25V167H23ZM141 168H143V167H141ZM144 168H145V166H144ZM143 168V169H144ZM147 168H149V167H147ZM157 168V167H156ZM167 169H168V167H166ZM204 168L202 169V170H204ZM223 168V169H224ZM234 168V167H233ZM232 168V169H233ZM10 169V168H9ZM13 169V170H14ZM21 169V168H20ZM50 169V168H49ZM64 169V168H63ZM112 169V170H113ZM118 169V168H117ZM127 169H129V168H127ZM136 169V168H135ZM155 169V168H154ZM154 169H153V171H154ZM158 169V168H157ZM156 169V170H157ZM160 169V168H159ZM172 169H170V170H172ZM175 169V168H174ZM187 169V170H188ZM205 169V170H206ZM228 169V168H227ZM231 169V170H232ZM235 169L236 168H234V170H232V171H235ZM17 170V169H16ZM29 169H27L26 171H28ZM116 170V169H115ZM137 170H138V167H137ZM137 170H134V172L135 171H137ZM148 169H146V172H148L147 171ZM198 170V169H197ZM205 170L203 171L204 172V174H205ZM215 170V169H214ZM221 170V169H220ZM252 172H250V174H245L246 176H245V178H244V181H243V192H239L238 193V196H234V194H235V192H234V194H233V196H234V200H235V202L233 203L234 204V206H232L231 208H232V210L230 209V211H229V209L227 210L228 212H230V213H228V214H230V216L228 215V219H227V215L226 216H224L223 214H222V212L219 210V211H216V213H215V217H214V219L215 218H217V219H219V220H223L222 221V224H221V222H220V224L222 225L221 227H219L218 229H219V234H218V232L217 233H212V231L210 232V234H209V238L210 239H208L209 240V242L207 243V244H204V245H197V246H195L194 247V250H193V246L194 245H191V243H193L192 241L194 240V238H195V236H194V238H192L191 237V239H189V240H191L190 242L191 243H189V240H187V239H184L183 240V243H184V241L186 240V241H188V243L192 246H190V245H187L188 247L190 246L191 247V250L192 251H189V253L188 252H186V251H184V253H186V254H190V252H191V254H190V257L191 258H194L195 260L197 259V260H201V264H238V262H239V260H240V258L239 259H236L235 258V252L237 251V250H239V247H241V245H244V244H242V242L244 241V239H245V237H246V235H245V228L248 226L249 227V225H250V223H252V221H254L255 219H256V216H255V219L253 218V211H254V207H253V204H254V206L256 207V204L261 200V196L264 194V192L262 193V195L261 196H256V193L259 191V190H261V189H264V184L261 182V178L259 177V178H254L253 177V179H251L250 177L251 176H254L255 174H256V171L255 172H253L254 170H255V168H252V169H250ZM30 171V170H29ZM65 171V170H64ZM69 171V170H68ZM110 171V170H109ZM125 171H127V170H125ZM125 171H123V172H125ZM129 171H133V168L130 170L129 169ZM169 171V170H168ZM173 172H174V170H172ZM177 171H178V168H177ZM176 171V169H175V172H177ZM192 171V170H191ZM224 171V170H223ZM222 171V172H223ZM22 172H23V170H22ZM31 172V171H30ZM44 172V171H43ZM58 172V171H57ZM66 172V171H65ZM71 172V171H70ZM111 172V171H110ZM128 172V171H127ZM141 172V171H140ZM140 172H139V174H140ZM150 172H151V170H150ZM171 172V171H170ZM174 172V175L175 174H177V173H175ZM197 172V171H196ZM200 172V171H199ZM212 172V171H211ZM221 172V173H222ZM228 172V171H227ZM226 172V173H227ZM237 172V171H236ZM246 172H247V170H246ZM28 173V172H27ZM104 173V172H103ZM119 173V174H120ZM132 173V172H131ZM137 173V172H136ZM152 173V172H151ZM160 173V172H159ZM202 173V172H201ZM213 173H214V171H213ZM233 173H235V172H233ZM244 173H245V171H244ZM243 173V174H244ZM20 174V173H19ZM21 174H24V173H21ZM31 174V173H30ZM38 174H40L39 172H38ZM111 174H114L115 175V173H114V171H113V173H111ZM118 174V173H117ZM121 174H123V173H121ZM126 174H129V173H126ZM138 174V173H137ZM137 174H134V175H136L137 176ZM147 174H149L150 175V173H147ZM171 174V173H170ZM190 174H191V172H190ZM199 173H197V175H198ZM212 174V173H211ZM223 174V173H222ZM221 174V175H222ZM225 174V173H224ZM228 174V173H227ZM227 174H226V176H227ZM61 175V174H60ZM69 175V174H68ZM101 175H102V173H101ZM106 175V174H105ZM123 175H125V174H123ZM162 175V174H161ZM172 175V174H171ZM173 175V176H174ZM196 175V174H195ZM201 175V174H200ZM214 175V174H213ZM218 175V174H217ZM231 175H233V174H231ZM9 176V175H8ZM14 176V175H13ZM16 176V175H15ZM23 175H21V176H18V177H22ZM24 176H26V175H24ZM28 176V175H27ZM34 176V175H33ZM44 176V175H43ZM57 176H59V174H57ZM67 176V175H66ZM108 176V175H107ZM106 176V177H107ZM109 176H110V174H109ZM112 177H113V175H111ZM116 176V178H115V180H117L118 179V181L120 180L119 178H121L119 175V178L117 177V175H115ZM133 176V175H132ZM159 176V175H158ZM170 176V175H169ZM172 176V177H173ZM204 176V175H203ZM206 176V175H205ZM207 176H208V174H207ZM230 176V175H229ZM45 177V176H44ZM44 177H43V179H44ZM51 177V176H50ZM63 177V176H62ZM111 177V178H112ZM125 176H123L122 178H124ZM129 177V176H128ZM131 177V176H130ZM139 177V176H138ZM148 177H150V176H148ZM147 177V178H148ZM202 177V176H201ZM209 177V176H208ZM211 177V176H210ZM223 177V176H222ZM222 177H221V179H222ZM231 177V176H230ZM2 178V177H1ZM3 178H5V177H3ZM2 178V179H3ZM9 178V177H8ZM35 178V177H34ZM33 178V179H34ZM46 178V177H45ZM92 178V177H91ZM161 178V177H160ZM184 178V177H183ZM182 178V179H183ZM225 178V177H224ZM28 179V178H27ZM31 179V178H30ZM35 179H37V177L35 178ZM47 179V178H46ZM49 179V178H48ZM55 179V178H54ZM102 179V178H101ZM104 179V178H103ZM105 179H107V178H105ZM108 179H110V177L108 178ZM113 179V178H112ZM126 179V178H125ZM128 179L129 178H127L126 180V182H129L128 181ZM133 179V178H132ZM151 179V178H150ZM152 179H153V177H152ZM164 179H166L165 177H164ZM170 179H171V177H170ZM197 179V178H196ZM203 179H204V177H203ZM205 179H207V178H205ZM205 179H204V181H205ZM215 179V178H214ZM229 179V178H228ZM228 179H226L227 180V182L229 181ZM1 180V179H0ZM13 180H15V179H13ZM61 180V179H60ZM85 180V179H84ZM93 180V179H92ZM124 180V179H123ZM122 180V181H123ZM138 180V179H137ZM137 180H136V184H137ZM145 180H146V177H145ZM198 180V179H197ZM33 181V180H32ZM39 181V180H38ZM45 181V180H44ZM87 181V180H86ZM107 181V180H106ZM105 181V182H106ZM113 182H114V180H112ZM118 181H116L117 183V186L116 187H118L119 185V183H118ZM122 181H120V183L122 182ZM135 181V179H133V182ZM151 181V180H150ZM153 181V180H152ZM183 181H184V179H183ZM186 181V180H185ZM231 181V180H230ZM230 181H229V183H230ZM36 182V181H35ZM47 182V181H46ZM53 182V181H52ZM64 182V181H63ZM101 182V181H100ZM109 182V181H108ZM132 182V181H131ZM146 182V181H145ZM166 182V181H165ZM168 182V181H167ZM197 182V181H196ZM199 182H201V181H199ZM199 182H197V183H199ZM202 182H203V180H202ZM201 182V183H202ZM222 182H224L223 180H222ZM42 184H43V182H41ZM58 183V182H57ZM99 183V182H98ZM123 183H124V181H123ZM130 183V182H129ZM128 183V184H129ZM135 183V182H134ZM139 183H142V182H140L139 180H138V184ZM186 183H187V181H186ZM185 182H184V184H186ZM21 184H22V181H21ZM38 184H39V182H38ZM41 184V185H42ZM56 184V183H55ZM54 184V185H55ZM109 184V183H108ZM115 184V183H114ZM115 184V185H116ZM122 184V183H121ZM127 183H126V186L128 185ZM130 184H132V183H130ZM130 184H129V186H130ZM146 184H148V183H146ZM155 184H156V182H155ZM182 184V183H181ZM184 184H182V186L184 185ZM224 184H225V182H224ZM231 184V183H230ZM16 185V184H15ZM47 185V184H46ZM63 185H65V184H63ZM72 185V184H71ZM106 185H107V183H106ZM114 185V186H115ZM134 185V184H133ZM140 185V184H139ZM202 185H203V183H202ZM17 186V185H16ZM16 186H14L15 188H16ZM23 186H25V185H23ZM98 186V185H97ZM111 186V185H110ZM110 186H109V188H110ZM125 186V184L123 185V187H125V190H127V187ZM129 186H128V189H129ZM141 186V185H140ZM139 186V187H140ZM192 186V185H191ZM217 186V185H216ZM27 187V186H26ZM59 187V186H58ZM94 187V186H93ZM113 187V186H112ZM111 187V188H112ZM115 187V188H116ZM123 187L122 188H120V186L118 187L119 189H122L120 192H122L123 193ZM150 187V186H149ZM157 187H158V185H157ZM181 187V186H180ZM184 187H185V185H184ZM187 187V186H186ZM198 187H200V184H199V186ZM203 187V186H202ZM210 187V186H209ZM223 187V186H222ZM20 188V187H19ZM46 187H44V189H45ZM66 188V187H65ZM68 188V187H67ZM108 188V187H107ZM114 188V189H115ZM118 188H116V189H118ZM131 188V187H130ZM151 188V187H150ZM188 188H189V186H188ZM204 188V187H203ZM227 188V187H226ZM41 189V188H40ZM50 189V188H49ZM86 189H88V188H86ZM115 189V190H116ZM133 189V188H132ZM142 189V188H141ZM146 189H148V190H150L149 188H148V186H146ZM176 190H175V192L173 193L172 191H170V192H172V195L173 194H175L176 193V191L178 190L177 188H175ZM184 189H187V188H184ZM192 189V188H191ZM194 189V188H193ZM206 189V188H205ZM19 190H22V188L21 189H19ZM29 190V189H28ZM38 190V189H37ZM48 190V189H47ZM64 190V189H63ZM75 190V189H74ZM95 190V189H94ZM111 190V189H110ZM113 190V189H112ZM189 190V189H188ZM200 191H202L201 189H199ZM226 190V189H225ZM53 191V190H52ZM65 191V190H64ZM109 191V190H108ZM139 191H140V189H139ZM142 191V190H141ZM161 191V190H160ZM199 191V192H200ZM209 191V190H208ZM219 191H220V189H219ZM221 191H224V190H222V188H221ZM220 191V193H222ZM24 192H26V191H24ZM31 192V191H30ZM82 192V191H81ZM100 192V191H99ZM98 192V193H99ZM102 192V191H101ZM112 192V195H113V192L114 191H111ZM129 192V191H128ZM166 192V191H165ZM165 192H164V194H165ZM190 192V191H189ZM188 192V193H189ZM32 193V192H31ZM43 193H44V191H43ZM53 193V192H52ZM60 193V192H59ZM115 193V192H114ZM122 193L120 194V193H117L116 195H122ZM133 193V192H132ZM184 193V192H183ZM204 192H201L200 194H203ZM205 193H206V191H205ZM210 193V192H209ZM227 193V192H226ZM67 194V193H66ZM69 194V193H68ZM97 194V193H96ZM111 194V193H110ZM134 194V193H133ZM185 194V193H184ZM194 194V193H193ZM232 194H231V198L233 197L232 196ZM41 195H43V194H41ZM53 195H55V194H53ZM61 195V194H60ZM59 195V196H60ZM104 195H105V193H104ZM119 195V196H120ZM178 195V194H177ZM177 195L175 194L174 196H172L173 198H176L177 197ZM196 195V194H195ZM207 195V194H206ZM208 195H210V194H208ZM223 195V194H222ZM221 195V196H222ZM227 195H229V194H227ZM235 195H237V193L235 194ZM44 196H45V199H46V195H45V193H44ZM90 196H91V194H90ZM97 196V195H96ZM99 196H101L100 194H99ZM110 196V195H109ZM108 196V197H109ZM113 196H115V194L113 195ZM162 196H164V195H162ZM167 196V195H166ZM176 196V197H175ZM179 196V195H178ZM184 195L182 194V196H179V197H183ZM186 196H187V194H186ZM197 196V195H196ZM195 196V197H196ZM200 196H202V195H200ZM205 196V195H204ZM210 196H212V195H210ZM230 196V195H229ZM38 197H41V196H38ZM43 197V196H42ZM53 197V196H52ZM68 197V196H67ZM87 197V196H86ZM121 197V196H120ZM135 197H136V195H135ZM157 197V196H156ZM170 197V196H169ZM178 197V198H179ZM194 197V196H193ZM226 197H228V196H226ZM235 197H237V198H235ZM44 198V197H43ZM99 197H97V199H98ZM111 198V197H110ZM110 198H107L108 200L110 199ZM122 199H123V197H121ZM120 198V199H121ZM154 198V197H153ZM171 198V197H170ZM177 198V199H178ZM184 198V197H183ZM203 198V197H202ZM213 198V197H212ZM218 198V197H217ZM230 198V197H229ZM33 199H35V200H37L38 201V198L36 199V198H33ZM53 199H55V198H53ZM57 199V198H56ZM90 199V198H89ZM95 199V198H94ZM101 199V198H100ZM115 199H117L116 197H115ZM118 199H119V197H118ZM117 199V200H118ZM121 199V200H122ZM160 199V198H159ZM166 199H168V198H166ZM165 199V200H166ZM191 199V198H190ZM197 199V198H196ZM207 199H208V197H207ZM227 199V198H226ZM34 200V201H35ZM41 200V199H40ZM50 200V199H49ZM106 200V199H105ZM108 200H106V203H107V201ZM113 199H111V202H113L112 201ZM117 200H115L116 202H117ZM121 200H119V201H121ZM125 199H123L122 201H124ZM172 201H173V199H171ZM174 200H176V199H174ZM194 200V199H193ZM212 200V199H211ZM216 200V199H215ZM228 200V199H227ZM231 200V199H230ZM230 200H228V201H230ZM33 201V202H34ZM42 201V200H41ZM46 201V200H45ZM63 201V200H62ZM69 201V200H68ZM121 201V202H122ZM126 201V200H125ZM125 201H124V203H125ZM146 201H148V200H146ZM168 201V200H167ZM177 201H181L180 199L179 200H177ZM187 201V200H186ZM228 201H226V202H228ZM30 202H31V200H30ZM33 202L31 203V205L33 204ZM36 202V201H35ZM46 202H49V201H46ZM58 202V201H57ZM71 202V201H70ZM99 202V201H98ZM103 202V201H102ZM101 202V203H102ZM115 202V203H116ZM185 202V201H184ZM188 202V201H187ZM193 202H195V200L193 201ZM212 202V201H211ZM222 203H223V201H221ZM231 202V201H230ZM230 202H228V204H230ZM73 203V202H72ZM76 203V202H75ZM81 203V202H80ZM100 203V204H101ZM114 203V202H113ZM112 203V204H113ZM119 203V202H118ZM127 203V202H126ZM125 203V204H126ZM158 203V202H157ZM181 203H182V201H181ZM191 203V202H190ZM28 204H30V203H28ZM45 204V203H44ZM63 204V203H62ZM65 204V203H64ZM109 204H111V203H109ZM121 204V203H120ZM163 204V203H162ZM166 204H168V202L166 203ZM169 204H173L172 202L171 203H169ZM196 204L198 205V202H196ZM212 204V203H211ZM218 204H220V199H219V203ZM26 205V204H25ZM31 205H29V207L31 206ZM48 205V204H47ZM50 205V204H49ZM48 205V206H49ZM53 205V204H52ZM69 205V204H68ZM77 205H79V204H77ZM169 206V208L170 207H174L175 206V204H173L174 206ZM180 205V204H179ZM186 205H187V203H186ZM189 205V204H188ZM194 204H192L191 206H193ZM199 205H200V203H199ZM206 205H208V204H206ZM42 206H43V204H42ZM66 206V205H65ZM64 206V207H65ZM112 206V205H111ZM114 206V205H113ZM119 206H123V205H119ZM128 206V205H127ZM126 206V208L128 209L129 207H127ZM139 206V205H138ZM176 206H178V205H176ZM215 206V205H214ZM231 206V205H230ZM44 207H46V206H44ZM53 208H54V206H52ZM50 208V207H48L49 209H51V210H55V208L53 209V208ZM78 207V206H77ZM79 207H80V205H79ZM83 207V206H82ZM91 207V206H90ZM135 207V206H134ZM163 207V206H162ZM183 207V206H182ZM200 207H203V206H200ZM210 207V206H209ZM222 207H224V206H222ZM225 207H227V206H225ZM225 207H224V209H225ZM16 208V207H15ZM37 208V207H36ZM60 208H61V206H60ZM87 208V207H86ZM98 208V207H97ZM100 208V207H99ZM102 208V207H101ZM109 208V207H108ZM115 208V207H114ZM113 208V209H114ZM117 208V207H116ZM159 208H160V206H159ZM179 208V207H178ZM184 209L186 208V207H183ZM199 207H197V208H195V209H197L198 211H199V209H198ZM44 209V208H43ZM56 209H58V207L56 208ZM77 209V208H76ZM76 209H75V211H76ZM107 209V208H106ZM109 209H111V208H109ZM126 209V210H127ZM130 209H131V207H130ZM128 209V211H126V214H127V212L128 213H130V211L132 210V211H134L133 209ZM172 209V208H171ZM171 209L169 210L170 211V213H172L173 211H171ZM174 209V208H173ZM172 209V210H173ZM177 209V208H176ZM189 209V208H188ZM191 209V208H190ZM201 209V208H200ZM210 208H208V210H209ZM213 209H215V208H213ZM217 209V208H216ZM40 210H42V209H40ZM45 210V209H44ZM64 210V209H63ZM63 210H62V212H63ZM65 210H66V207H65ZM65 210H64V213H65ZM68 210V209H67ZM70 210V209H69ZM67 211V212H70V211ZM88 210H90V209H88ZM92 210V209H91ZM104 209H102V211H103ZM114 210H117V209H114ZM122 210H123V208H122ZM130 210V211H129ZM142 210V209H141ZM140 210V211H141ZM175 210V209H174ZM180 210H181V208H180ZM226 210H225V213H226ZM30 211H32V210H30ZM37 211H39V210H37ZM46 211V210H45ZM48 211V210H47ZM72 211V210H71ZM94 211H95V209H94ZM99 211H101V210H99ZM106 211V210H105ZM109 211V210H108ZM144 211V210H143ZM169 211L167 210V212H166V215H168V214H170L169 213ZM192 211V210H191ZM190 211V212H191ZM36 212V211H35ZM34 212V213H35ZM55 212H57V213H59V214H62L61 213V211L59 210V211H57V210H55ZM74 212V211H73ZM80 212V211H79ZM97 212V211H96ZM124 212V211H123ZM159 212V211H158ZM178 213V212H181V211H175V213ZM189 212V213H190ZM201 212H203V210L201 211ZM15 213V212H14ZM31 213V212H30ZM29 213V215H31ZM50 213H53V212H51L50 211ZM63 213V214H64ZM70 213H72V212H70ZM102 213V212H101ZM106 213V212H105ZM104 212H103V216H104V214H105ZM134 212H132V214H133ZM174 213V212H173ZM173 213H172V215H173ZM192 213H194V211L192 212ZM192 213H190V216H194V214H192ZM196 213V212H195ZM199 213V212H198ZM205 213V212H204ZM213 213H214V211H213ZM5 214V213H4ZM37 214V215H36ZM36 214H34V215H36V217H38V212H36ZM42 214L44 215V212H42ZM48 214H49V212H48ZM69 214V213H68ZM74 214V213H73ZM96 214V213H95ZM107 214V213H106ZM131 214V213H130ZM140 214V213H139ZM143 214V213H142ZM141 214V215H142ZM151 214V213H150ZM192 214V215H191ZM53 215V214H52ZM72 215V214H71ZM70 215V216H71ZM78 214L76 213V217H78L77 216ZM98 215H101V214H99L98 213ZM98 215H97V217H98ZM108 215V214H107ZM107 215H105V216H107ZM129 215V214H128ZM135 215H137L136 213L135 214H133V217H134V223H135V220H136V216ZM166 215H164V219L167 217ZM172 215H168V217L169 216H171V217H173V218H176V217H174L175 216V214H174V216H172ZM177 215H180V214H177ZM182 215V214H181ZM196 215H198V214H196ZM195 215V216H196ZM203 215V214H202ZM210 215V214H209ZM212 215V216H213ZM222 215H223V217H222ZM5 216V215H4ZM63 216V215H62ZM61 216V217H62ZM65 216H67V214L65 215ZM64 216V217H65ZM73 216V215H72ZM87 215H85V219L87 218L86 217ZM102 216V217H103ZM144 216V215H143ZM187 216H189V214H187ZM186 216V217H187ZM194 216V217H195ZM198 216H200V215H198ZM197 216V218L199 219V218H201V217H198ZM205 216V215H204ZM211 216V217H212ZM8 217H9V215H8ZM31 217H32V215H31ZM60 217V215L58 216V219L59 218H61ZM69 217V216H68ZM79 217H80V215H79ZM82 217V216H81ZM90 217V216H89ZM92 217V216H91ZM96 217V218H97ZM102 217H101V219H102ZM107 217H109V216H107ZM132 217V218H133ZM147 217H148V215H147ZM168 217L165 219V221H167V223H168V225H170L171 226V224H169V220H167L168 219ZM224 217H226V218H224ZM15 218H16V220H17V222L18 223H20L21 225H26V226H28V224L25 222H23L22 221V218H19V217H16L15 216ZM41 218V217H40ZM55 218V217H54ZM53 218V220H55ZM63 218V217H62ZM93 218V217H92ZM100 218V217H99ZM129 218V217H128ZM143 218V217H142ZM153 220H155V218H157V217H155L154 218V215H153ZM177 218H179V217H177ZM180 218H181V216H180ZM189 218V217H188ZM187 218V219H188ZM190 218H192V217H190ZM189 218V219H190ZM204 218V217H203ZM202 218V221L206 218H204L203 219ZM223 218V219H222ZM29 219V218H28ZM31 219H34V218H31ZM35 219H37V218H35ZM43 219V218H42ZM58 219H56L54 222H55V224H56V222L58 221ZM67 219V218H66ZM71 219H73V218H71ZM89 219V218H88ZM88 219H86V220H88ZM91 219V218H90ZM89 219V220H90ZM103 219H104V217H103ZM107 219V218H106ZM148 219H150V218H148ZM161 219V218H160ZM159 218H158V220H160ZM163 219V217H162V219L161 220H164ZM188 219V220H189ZM198 219H196V220H198ZM44 220V219H43ZM50 220H51V218H50ZM60 221H61V219H59ZM63 220V219H62ZM74 220V219H73ZM83 221H85L84 220V218L82 219ZM96 220L97 219H94V221L96 222ZM105 220V219H104ZM113 220H114V218H113ZM138 220V219H137ZM146 220V219H145ZM144 220V218L142 219V221H145ZM174 220V219H173ZM173 220H172V222H173ZM195 220V219H194ZM196 220H195V223H196V227L195 228H197V223L199 222V224H200V221H198V222H196ZM201 220V219H200ZM208 220H209V216H208ZM32 221V220H31ZM64 221V220H63ZM63 221H61V222H63ZM67 220H65L64 221V224H65V222H66ZM69 221H71V220H69ZM76 221V220H75ZM75 221H72V222H75ZM83 221L81 222V223H78V221H76L78 224H82L83 223ZM107 221V220H106ZM110 221V220H109ZM129 221V220H128ZM132 221H133V219H132ZM131 221V222H132ZM149 220H147V222H148ZM156 221V223H154ZM155 221H151L152 223H154L155 225L159 222H157V220H155ZM164 221V222H165ZM178 221H179V219H178ZM192 221H193V219H192ZM205 221H207L206 219H205ZM204 221V222H205ZM211 221V220H210ZM42 222V221H41ZM50 222V221H49ZM48 222V223H49ZM61 222H59V224L61 223ZM90 222L91 221H89V224H90ZM97 222H100V219L97 221ZM113 222V221H112ZM147 222H146V224H147ZM150 221H149V223H151ZM162 222V221H161ZM184 222V221H183ZM189 222V221H188ZM212 222H213V219H212ZM53 223V222H52ZM67 223H69V222H67ZM77 223H75V225L77 224ZM102 223V222H101ZM104 223H106V222H104ZM110 224H111V222H109ZM137 224L139 223V221L138 222H136ZM151 223V224H152ZM166 223V222H165ZM166 223V224H167ZM184 223H186V222H184ZM195 223L193 224V222H192V224L195 226ZM206 223V222H205ZM215 223H216V221H215ZM254 223V222H253ZM38 224V223H37ZM43 224H44V222H43ZM49 224H51V222L49 223ZM64 224H62V225H58V226H56L57 227V229L55 230V233H56V231L58 230V228H59V226H63ZM70 224H73V223H70ZM84 224H86V223H84ZM91 224H93V222H91ZM90 224V225H91ZM95 225H96V223H94ZM100 223H98L97 225H99ZM120 224V223H119ZM137 224H135L134 225V227L135 226H137ZM153 224V225H154ZM161 224V223H160ZM174 226H175V223L173 222L172 223ZM208 224H210V222H208ZM36 225V224H35ZM35 225H33V226H35ZM42 225V224H41ZM52 225H54V223L52 224ZM96 225V226H97ZM100 225H102V224H100ZM100 225H99V227H100ZM106 225V224H105ZM139 225V224H138ZM140 225H141V223H140ZM142 225H143V223H142ZM178 225H180L179 223H178ZM186 225V224H185ZM188 225H190L189 223H188ZM200 225H204L205 226V224L203 223L202 224V222H201V224ZM213 225H215V224H213ZM212 225V226H213ZM45 226H47L46 224H45ZM66 226H70L69 224H65V228L67 229V227ZM78 225H76V227H77ZM114 226V225H113ZM150 226V225H149ZM161 226V225H160ZM180 226H182V225H180ZM191 226V225H190ZM193 226V227H194ZM210 226H211V224H210ZM78 227H80V228H85V227H87L86 225H84V226H82L81 227V225L80 226H78ZM77 227V228H78ZM92 227H95L94 225L93 226H91V227H89L88 226V228H92ZM102 227V226H101ZM107 227H109L108 225H107ZM106 227V228H107ZM120 227H121V225H120ZM137 227H139V226H137ZM173 227V226H172ZM179 227V226H178ZM188 226H186V228H187ZM200 227H202V226H200ZM208 227V226H207ZM39 228H41V226L39 225ZM43 228H45V227H43ZM43 228H41V229H43ZM50 228H52L51 226H50ZM54 228V227H53ZM52 228V229H53ZM61 228V227H60ZM59 228V229H60ZM65 228H64V230H65ZM71 228H72V226H71ZM75 228V227H74ZM82 228V230H84ZM88 228H86L85 230L87 231V232H90V233H92L91 232V230L89 231L88 230ZM96 229H97V227H95ZM104 227H102V230H104L105 231V229H103ZM131 228V227H130ZM161 228V227H160ZM174 228H176V227H174ZM183 228H184V224H183V226H182V229L180 230L179 229V232L181 231V232H183L182 230H183ZM195 228H191L192 229V231L195 229ZM204 228V227H203ZM214 228H215V226H214ZM36 229H37V226H36ZM46 229H49V225H48V227L46 228ZM55 229V228H54ZM70 229V228H69ZM121 229V228H120ZM134 229V228H133ZM159 229V228H158ZM168 229V228H167ZM177 229V228H176ZM189 229V228H188ZM188 229L187 230H185L184 229V232L182 233V234H188V233H186V232H189L188 231ZM191 229H189V230H191ZM198 229H200L199 227H198ZM202 229V228H201ZM205 229H207L206 227L204 228V230ZM217 229V230H218ZM44 230L45 229H43V230H40V231H42L43 232V234H42V232L40 233V234H42V235H44L45 234V232H44ZM60 230H63V229H60ZM60 230H58V233H59V231ZM63 230V231H64ZM71 230V229H70ZM81 230V229H80ZM80 230H78L77 229V231L79 232ZM100 230V229H99ZM155 230V229H154ZM163 229H161V231H162ZM197 230V229H196ZM203 230V231H204ZM212 230V229H211ZM216 230V231H217ZM39 231V232H40ZM48 231L49 230H47V233H48ZM52 231H54V230H52ZM66 231V230H65ZM67 231H68V229H67ZM75 231V230H74ZM76 231V232H77ZM103 231V232H104ZM107 231H109L108 229H107ZM117 231V230H116ZM116 231H114L113 230V232L115 233ZM160 231V232H161ZM177 231V230H176ZM201 231V230H200ZM199 231V232H200ZM38 232V233H39ZM50 232V231H49ZM70 232V231H69ZM76 232H74V234L76 233ZM87 232H85L84 231V234H87ZM94 233L96 232V231H93ZM101 232L102 231H100V235H98V237H100V239L99 240H101V239H103V237H101L102 235H101ZM163 233L165 232H168V231H166V229H165V231H162ZM161 232V234H162V236H166L165 238H167L171 233H168L169 235L167 236L166 234H163ZM172 233H173V230L171 231ZM180 232V233H181ZM52 233V232H51ZM55 233H54V236H55ZM120 233V232H119ZM135 233V232H134ZM175 234H176V232H174ZM179 233V234H180ZM196 234H197V232H195ZM205 234H206V232H204ZM211 233H212V236H211ZM48 234H50V233H48ZM64 234H65V232H64ZM66 234H69V233H66ZM71 234H73V231H71ZM70 234V235H71ZM79 234H83V233H80L79 232ZM110 234V233H109ZM175 234H173V235H175ZM179 234H177V235H179ZM194 233H192V235H193ZM201 232L198 234V235H196V236H200L201 237ZM26 235H28V234H26ZM51 235V234H50ZM78 234H76V236H77ZM87 235H89V233L87 234ZM87 235H86V238L85 239H87L88 237H87ZM91 235H93V234H91ZM91 235H89L90 237H92ZM105 235V237H104V239H108V237L106 238V233L104 234ZM103 235V236H104ZM122 235V234H121ZM136 235V234H135ZM143 235V234H142ZM172 235V237H175V236H173ZM190 235V234H189ZM36 236L38 237L39 235H37L36 234ZM63 237V235H61V234H59V238L60 237ZM75 235H72L71 237H74ZM81 236V235H80ZM79 235H78V237H79V239L78 240H80V242H81V237L83 236H81L80 237ZM94 236V235H93ZM96 236V235H95ZM109 236V235H108ZM113 236V235H112ZM116 236L118 237V235H116L115 234V236L113 237V239L114 238H116ZM183 235H181V237H182ZM188 236V235H187ZM187 236H185V237H187ZM191 236V235H190ZM190 236H189V238H190ZM40 237V236H39ZM39 237H38V239H39ZM51 237H53L52 235H51ZM58 237V236H57ZM65 237V236H64ZM70 237V236H69ZM84 237H85V235H84ZM90 237L88 238V239H90ZM119 237H121L120 235H119ZM118 237V238H119ZM171 237V236H170ZM177 237V239L180 237V236H176ZM180 237V238H181ZM184 237V238H185ZM198 237H196V238H198ZM198 238V239H201V238ZM35 239H36V237H34ZM56 238V237H55ZM54 238V239H55ZM83 238V237H82ZM165 238H163V239H165ZM195 238V239H196ZM205 238L206 237H203L202 238V240L204 241L205 240ZM208 238V237H207ZM53 239V238H52ZM51 239V240H52ZM64 239H66V238H64ZM73 239V238H72ZM71 239V240H72ZM84 239V238H83ZM95 239V238H94ZM110 239V238H109ZM177 239L175 240V239H173V240H175L176 242H177ZM41 240V239H40ZM46 240V239H45ZM56 240V239H55ZM96 240V239H95ZM118 240V239H117ZM116 239H115V241L113 242V241H111V240H109V241H111L112 243H115L116 241H117ZM148 240H149V238H148ZM168 240V239H167ZM169 240H171V239H169ZM202 240H201V242L200 243H202ZM53 241V240H52ZM57 242L59 241V243H60V246L62 245V244H64V242H66V241H64L63 240V242H62V244H61V242L60 241H62V240H56ZM74 241V240H73ZM76 241H77V238H76ZM75 241V242H76ZM101 241H103V240H101ZM107 241V240H106ZM106 241H105V243H106ZM109 241H107V242H109ZM119 241V240H118ZM117 241V242H118ZM163 241H165V240H163ZM175 241H171L172 243L171 244H174L175 245ZM182 241V238L177 242L178 244H179V242L180 243H182L181 242ZM185 241V242H186ZM195 241V240H194ZM196 241H197V239H196ZM195 241V242H196ZM47 242V241H46ZM56 242V243H57ZM68 242V241H67ZM82 242H83V240H82ZM88 241L86 240V243H87ZM95 242H97V240L95 241ZM104 242V241H103ZM170 242V241H169ZM35 243V242H34ZM48 243V242H47ZM52 243V242H51ZM55 242H54V244H56ZM74 243V242H73ZM85 243V244H86ZM90 243V242H89ZM88 243V245H90ZM163 243V242H162ZM166 243V242H165ZM197 243H199V242H197ZM204 243H206V242H204ZM50 244V243H49ZM54 244H52V245H54ZM70 244V243H69ZM81 244H83V243H80V246H81ZM85 244H83V245H85ZM97 244H98V242H97ZM97 244H96V246H97ZM103 244V243H102ZM119 244V242L117 243V245ZM159 245H161L160 243H158ZM158 244H157V246H158ZM186 244H187V242H186ZM186 244H183L184 246L183 247H187L186 246ZM196 244V243H195ZM65 245V246H64ZM64 245H62V246H64V247H62L63 249H65V247H66V245L67 244H64ZM77 245V244H76ZM78 245H79V243H78ZM88 245H86V247L88 246ZM99 245H101V242H100V244ZM98 245V246H99ZM105 247H106V245H107V243L106 244H103ZM103 245H102V249H103ZM114 245V244H113ZM115 245H116V243H115ZM114 245V246H115ZM167 246L168 245H170V243H168V244H166ZM180 245H182V244H180ZM49 246V245H48ZM70 246V248H71V245H69ZM111 245H110V242H109V247H110ZM175 246H178V248H179V245H175ZM49 247H51V245L49 246ZM55 247H58V248H60V250L59 249H57V250H59V252L61 251V247H59L58 246V244H57V246H53V249H55ZM77 247H79V246H77ZM83 247V246H82ZM108 247V246H107ZM108 247V248H109ZM113 247V246H112ZM117 247V246H116ZM115 247V248H116ZM170 249H169V251L171 250V245L170 246H168ZM183 247H182V249H183ZM188 247L186 248V250L188 249ZM190 247H189V249H190ZM44 248V247H43ZM68 248V247H67ZM80 248V247H79ZM78 248V249H79ZM90 248V247H89ZM88 248V249H89ZM97 248V247H96ZM111 248V247H110ZM109 248V251L112 249H110ZM114 248V247H113ZM163 248H167L166 246L165 247H163ZM172 248L173 249H177V247H175L174 248V246L172 245ZM180 248H181V246H180ZM179 248V249H180ZM46 249V248H45ZM47 249H49V248H47ZM50 249H52V247L50 248ZM49 249V250H50ZM52 249V250H53ZM86 248H84V250H85ZM101 249V248H100ZM149 249V248H148ZM155 249V248H154ZM153 249V250H154ZM172 249V250H173ZM185 249V248H184ZM66 250V249H65ZM69 250H71V249H69ZM75 250V249H74ZM80 250H82V249H80ZM90 250V249H89ZM98 250H99V248H98ZM98 250H96V251H98ZM114 250V249H113ZM146 250V249H145ZM167 250V249H166ZM178 250V249H177ZM42 251V250H41ZM43 251H45V250H43ZM55 251H56V249H55ZM55 251H54V253H55ZM73 251V250H72ZM116 251V250H115ZM176 251V250H175ZM179 251V250H178ZM178 251H176V255L178 254L177 252ZM180 251H182L181 249H180ZM214 251H218V254H214ZM40 252V251H39ZM58 252V251H57ZM56 252V253H57ZM62 252H63V250L61 251V255H62ZM69 253H71V251H68ZM75 252V251H74ZM73 252V253H74ZM99 252V251H98ZM107 252V251H106ZM112 251H110L109 253H111ZM165 252V251H164ZM164 252H163V254H162V256L164 255ZM170 252H173V251H170ZM170 252H168V253H170ZM77 253V252H76ZM79 253V252H78ZM82 253H84V252H82ZM87 253V252H86ZM108 253V254H109ZM175 253V252H174ZM181 253V252H180ZM179 253V257H181V255H183L182 253L180 254ZM57 254H59V253H57ZM81 254V253H80ZM108 254H107V256H108ZM167 254V253H166ZM165 254V255H166ZM27 255V254H26ZM53 255V254H52ZM54 255H56V254H54ZM65 255H66V257H70V255L68 254H66L65 253ZM101 255H103V253L101 254ZM164 255V256H165ZM172 255H174V254H172L171 253V256ZM185 255V254H184ZM58 256V255H57ZM74 256V255H73ZM82 256V255H81ZM85 256V255H84ZM92 256V255H91ZM148 255H146V258L147 259H145L146 260V262L148 261V257H147ZM163 256V257H164ZM167 256V255H166ZM165 256V257H166ZM170 255L169 256H167V257H171ZM175 256V255H174ZM186 256H188V255H186ZM186 256H185V258H186ZM16 257V256H15ZM52 256H50V258H51ZM59 257H60V255H59ZM75 257V256H74ZM79 257V256H78ZM162 257V258H163ZM173 257V256H172ZM17 258V257H16ZM50 258H48V260L50 259ZM55 257L53 256V259H54ZM57 258V257H56ZM62 258H65L64 256L62 257ZM96 258V257H95ZM173 258H175V260H177L176 258H178V256H176V257H173ZM183 259H184V257H182ZM182 258H179L180 259V261H179V259H178V262H180L181 263V259ZM189 260H190V258L189 257H187ZM186 258V259H187ZM29 259H30V257H29ZM47 259V258H46ZM52 259V260H53ZM59 258H57V261L56 262H61L60 260H58ZM61 259V258H60ZM68 259V258H67ZM70 259H72V257L71 258H69V262H70ZM83 259V258H82ZM165 258H163V260H164ZM185 259V260H186ZM51 260V261H52ZM55 260V259H54ZM63 260V259H62ZM65 260V259H64ZM89 260H91L90 258H89ZM93 260V259H92ZM91 260V261H92ZM149 260H151V259H149ZM165 260H168V259H165ZM170 260H171V258H170ZM185 260L182 262L183 264H185V263H188V260H187V262H185ZM27 261V260H26ZM30 261V260H29ZM50 261V260H49ZM78 261V260H77ZM152 261V260H151ZM172 261V260H171ZM191 261H193V260H191ZM52 262H54V261H52ZM96 262V261H95ZM145 262V261H144ZM150 261H148L147 263H149ZM175 262V261H174ZM176 263V264H180V263ZM195 262V261H194ZM193 262V263H194ZM198 262V264H200L199 262L200 261H197ZM197 262H196V264H197ZM28 263V262H27ZM45 263V262H44ZM73 263V262H72ZM77 263V262H76ZM75 263V264H76ZM85 263V262H84ZM152 264H153V262H151ZM181 263V264H182ZM189 263H191V262H189ZM188 263V264H189ZM193 263H191V264H193ZM25 264V263H24ZM30 264H31V262H30ZM53 264V263H52ZM57 264V263H56ZM60 264H62V263H60ZM65 264V263H64ZM66 264H67V261H66ZM81 264V263H80ZM87 264V263H86Z\"/></svg>",
  "mask_w": 264,
  "mask_h": 264
},
{
  "label": "clouds",
  "instance_id": "obj_3",
  "mask_svg": "<svg viewBox=\"0 0 264 264\" xmlns=\"http://www.w3.org/2000/svg\"><path fill=\"white\" fill-rule=\"evenodd\" d=\"M87 22L69 17L60 33L52 35L50 26L35 21L23 32L13 18L8 31L9 57L27 58L33 74L30 86L8 102L9 114L24 118L35 117L55 102L54 85L69 63L79 64L88 48ZM72 34L70 41L62 35Z\"/></svg>",
  "mask_w": 264,
  "mask_h": 264
}]
</instances>
